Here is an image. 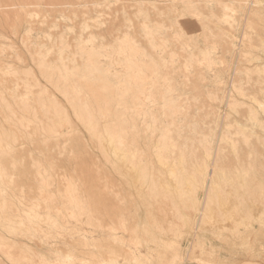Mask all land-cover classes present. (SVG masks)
Listing matches in <instances>:
<instances>
[{"label": "rangeland", "instance_id": "374dc122", "mask_svg": "<svg viewBox=\"0 0 264 264\" xmlns=\"http://www.w3.org/2000/svg\"><path fill=\"white\" fill-rule=\"evenodd\" d=\"M186 1L187 0H183V1H181V0H0V93H1V95L5 96V98L3 96H0L1 99L4 98V99H2V102L5 101L4 104H2L1 99H0V103H1L0 104V121H1L0 123H2V124H0L1 125L0 126V128H1L0 132L5 131L7 129V127H8V130L13 129L12 132L17 130L18 128L20 129V130L19 129L17 130L19 133L17 131L14 132L15 135L16 134L19 135V136L16 135L18 137V138H16V140L19 139V140H17L18 142L16 143V140H15V143L12 142V145H13V143H14V145L15 144L17 145L16 147L12 146L13 149L11 150V152L15 151V153H14L15 157L11 156V155H13V152L12 153L9 152V155L6 154L9 157H7L4 154L5 157H4V159H2L3 156L0 153V155H1L0 158L2 157L1 158L2 160L1 159L0 160L7 167L6 172H7V170H9V172H7V174L9 173L8 174L9 176L13 174L12 176L16 177V178L14 177L15 180L12 177L10 182H9V180H10L9 176L8 177L7 176L6 177L5 176L0 177V179L3 178L2 180H0V183H3V184H0L1 185L0 187H4L1 189H3L4 192L6 191V193L2 192L3 193L2 196L6 195V196H3L4 198L0 194V198H1L0 199V206H1V202H3L4 200H5L4 203H6V201H8V200H9L8 202L11 201L10 204L8 203V205H10V211H11V213H13L12 215H14L15 217L20 216L25 221V225L27 227H24V228H27V229H25L27 232H25L23 227H22V229H23L22 231L27 233L26 235L28 236V237L25 236V233H23L22 231L17 230V228H15V226H14V228L17 231H19V233H16V231H14L13 229L12 230L17 235L16 234L14 235L13 234L14 232L11 229L10 230L12 231V233L9 232L10 230L7 227L3 228V226H0L3 229L2 230L0 228L2 230V231L0 230L1 231L0 232L1 238L3 237L2 238L3 242L0 241V243L3 246L5 245V248L3 247L4 250H3V248H1L2 246L0 245V264H73V263L74 264H79V263L85 264V263H87V261L90 262V264H95V263L97 264L98 262H101L102 264H113V262H114V264H131V260H130V257H129L128 252H127L129 249L135 248L137 246L138 248L136 251L140 252V254L139 253L138 254L141 257H145L147 254V248L148 247H146L144 242L139 243L136 240L137 238L140 241H142V240L145 241L148 239L149 240H151V239L156 240L157 239V241H158V240H161L160 238H162L163 236H164V238H162V239H167V238L172 239L173 238L172 234L170 236V234H168V233H167L168 235L167 234L165 235V233H164L162 236V233L165 231L167 232V229L169 228L168 224L171 222L169 220H172V222L174 223V224H172V226L175 225V223H176V224L180 225V226H178V229H179V227L180 228L182 227L181 230H179V231H178V229H176L177 232H179V233L182 231L180 233L181 235H179V233H177L175 236L180 241V249H182V251H183V255H182L183 261L181 260L179 262V264H185L186 262L189 264H247V263L248 264H264V237H263L264 236V224L262 226V221L264 220V208H263L264 207V201L262 199H260L261 197L262 198L264 197V194L261 195V193L264 192V187H262V186H264V182L260 181L261 179L264 180V178L262 176L264 173V167H263L264 166V149H263L264 147L261 146V145H263L264 139H262V141H263V142L261 141L262 143L259 142L261 137L264 138V130L262 131V129L264 128V126H263L264 124H262V123H264L263 122L264 121V107H263V105H264L263 104L264 103V94H263L264 91H262V94H261L263 96L259 95V97H257V95L261 93L259 91L264 89V83H263V81H264V76H263L264 75V50L260 49L259 51H255L253 49H250L251 46H249L248 49H241V47L239 46V43H237V42H236L237 46H235V48H234L233 46H231L232 41L227 39L228 37H223L222 34L218 33L221 31L223 33L229 32V33H233L238 38H241L240 36H242L241 34H243L244 29L241 26V23L243 24V22H244L243 16H244L245 12H237L236 11V9L239 10L240 6L234 0H191L192 5H188V4H190L189 0H188V2H186ZM210 1H212V2H210ZM238 1H243V0H238ZM142 2L144 5L142 4ZM144 2H146V4ZM263 2H264V0H263ZM223 6H228V8L225 9L226 11H224ZM261 9L264 13V5H263V7H261ZM194 11L196 13L198 12L197 14H199V16L197 14H196L197 15L196 16ZM225 13H226V15H225ZM213 15L217 16L218 18L217 17L214 18ZM222 16L224 17L225 20L222 19L223 18ZM212 17H213V19H212ZM128 19H130L131 21H129ZM130 22H132L133 24ZM232 23H234L235 25ZM229 24L231 25V27ZM232 26H233V28H232ZM235 26H236V28L238 26H241L242 28L238 27L240 30L235 29L234 28ZM131 27H133V28H131ZM233 29H234L235 33L232 31ZM154 31H156V32H154ZM157 31H158V33H157ZM236 32H237V34H236ZM31 33H33V34L30 35ZM246 33H248L251 37H253V40H252L253 46H259L258 42L260 43V41H258L259 40L258 37L254 36V34H258L260 37L264 38V29L260 25L258 26L257 24H253L252 26L247 27ZM152 34H154V35H152ZM124 35H129L130 37L132 36L131 38L134 37L133 39L134 40L136 39L135 42L137 43V45L138 46L141 45L140 48L142 47L143 50L147 51V55L149 57L143 56L144 58L142 59L143 54H140V57H138V58L141 61V65L137 69L138 72L135 71V73H134L133 71L135 69L133 71H131L130 78H133V79H131V82L130 81H129V83L125 82V83H122V87L119 86V87H121L119 89H122L123 86L126 85V87L128 88L127 92L123 89L122 90H116L117 88L116 89L114 88L113 96H115V94H116V96L114 98L111 97L114 100L112 101V99H111V102H110V101H108V100H110V97H108V96H109V94L111 95V93L109 92L110 90L107 92L108 89L103 88L104 90H106L107 93L104 90H102V87H104V85H106V83L104 84V82H106V79H103L102 82H100V80H101L100 77H102L104 74H100L102 76L98 75L99 77H97V80L100 78V80H98L100 82V84H99L98 81L95 80L96 79L95 76H97V75H93V79L95 78L94 80H90L88 78H87V80H84V79H86L85 77L88 76V74L85 72V70L87 71V69H88L87 66L89 64H87V63H90L91 66H93L92 64H95V63H97V64L101 63L100 66H102V65L104 66V67L102 66L101 68H103L105 70L111 69V70H115V71H120L121 68L123 69V67L122 66L119 67V65H115V67L110 68V64L112 65L113 61L117 62L121 59V57H119V55H118V49H119L118 47L121 48V46H124L121 44L123 38L125 37ZM95 37H96V39H95ZM191 37H192V40L190 39ZM254 37H256V38H254ZM206 38L208 40L209 39L210 40L208 41ZM149 40H151V41H149ZM93 41L95 43H93ZM157 41L159 44L157 43ZM193 41H195V43ZM170 42H171V44H170ZM118 43H120V44H118ZM206 43H208L209 45ZM191 44L194 47L193 46L191 47ZM211 44H213V45H211ZM185 45L187 46L186 48H185ZM216 45H217V47H216ZM261 47L264 48V45H262ZM182 48H184V49H182ZM195 48H197V49H195ZM89 50L90 51L95 50V51H98V53L100 52L102 55L100 53H99V55L101 56L102 59L100 58V56L95 57V58L90 57L91 59H89L90 55L89 54L85 55L83 52V51H86V53H89L90 52ZM115 50H117V51L115 52ZM245 51L249 54H243ZM112 52H113V54H112ZM108 53L112 54V58H110L111 54H110V56H108ZM211 54H212V56H211ZM95 59L96 60L98 59L97 61L98 62L100 61V62L99 63L95 62L96 61ZM139 60H138V62L140 63ZM85 61H86V64H85ZM87 61H91V62H87ZM142 62H143V64H142ZM152 63L155 64L158 69L156 67H155L156 68L155 69L152 66ZM158 64H159V66H158ZM213 64H214V66H213ZM66 66H68L69 68ZM84 66L87 69H85ZM150 66H151V68H150ZM61 67H63V68H61ZM67 68L69 69V71ZM60 69H61V72H60ZM79 69H81V70H79ZM82 69L84 71H82ZM75 70H78V72H81V73L83 72V75L81 73L75 72ZM123 70H125V69H123ZM157 70H158V72H157ZM148 71H150V72H148ZM64 72L69 73V75L68 74L66 75ZM84 72L87 76L86 75L84 76ZM70 73H71V75H70ZM146 73L147 74L149 73V74L147 75ZM136 74L137 75L139 74V75L136 76ZM89 75H90V73H89ZM143 75H145V76H143ZM59 76H60V78H59ZM61 76H62V78H61ZM134 76L137 78H135ZM78 77H80V78H78ZM110 77H111V79H113L112 78L113 74ZM145 77H147V78H145ZM233 77L235 80L233 79ZM248 77H249V79H248ZM66 78L67 79L70 78L69 79L70 83L67 81ZM89 78L92 79V77H89ZM142 78L143 79L145 78L144 81ZM57 79H58V81H57ZM73 79H74V81H73ZM136 79H139V80H136ZM140 79H142V80H140ZM164 79H166V80H164ZM60 80H61V82H59ZM79 80L83 81V82L80 83ZM135 80H136V82H135ZM154 80H155V82H154ZM169 80H170V82H169ZM139 81H141V83ZM26 82H28V83H26ZM55 82H56V84H55ZM93 82H94V84H92ZM115 82L116 81H113V84L111 83V85H114V84L117 85V83H115ZM137 82H139V84ZM146 82H148V83L146 84ZM257 82H258V84H257ZM127 83H128V85H127ZM154 83H156V85ZM64 84L66 86H63ZM72 84H74L75 88L76 87H78V89L81 88L79 91L81 94L83 93L82 98L86 97L84 99L89 103V105L93 103L92 104L93 106L90 105V107L92 106L91 108L94 109V112L97 111L99 108L102 109V107H106V106H104L106 103H109V102L114 103L115 101H116L115 103H118L119 102L118 100H120L119 104H121V102L125 103V105H122L123 107L121 105L119 107L118 106L116 107L117 108L116 110H118V111H121V110L123 111L125 109L124 107H127L126 104H128V105H129V103L132 104V102H134V101L146 102L147 106L145 108H147L148 110L150 109V111L153 114L155 112L156 118L158 120L155 118V115H153V116L158 121V123H157L158 129H157V131L155 130L152 132V134L154 135V137H152L153 135L151 136V130L149 132L147 128H145V129L143 128L144 126H146V123L144 125V124H142V123H144L143 120H141V122L139 121L138 126H140L139 128H141V130L139 129L137 134H139V137H142V138H139V139L137 138V141H139L141 139V141H139L137 144H138L139 150H141L143 147V149L141 151L142 153H143V151H145L148 148V151L146 150L147 155L145 153H143L144 155L143 154L142 155L144 157L143 156H141V157L145 158V162H147V160H148V158L146 156L150 157L151 164H152V160H153L154 166L152 165V167H150L151 165H148V164H150V160H148V162H147L148 164L143 162L144 161L143 158H141L142 162H143V163L141 162L142 163L141 164L139 162L138 158H136V156H133L134 158L131 156L132 159L130 157H128V158H130V160L128 161V162H130V164H128V167H125V166H127V164L125 166H122L125 163V162L123 163V160H122V162H120V166H119L118 165L119 164L118 159H117V161H115V159L113 157V159H112L113 162L115 161L116 164L118 163L117 164L118 166L115 163H113V164H115L114 167L117 166L121 169L125 168L124 173L126 172L127 176L128 175L129 176L126 178V176L121 175L119 168H116L119 170L117 172V170L114 169L113 165L111 166L112 160H110V159L108 160L107 158H104V156L106 157V154H104L103 149L101 147L97 146V144L99 145V143L96 144V141H98V139L95 140L96 137L94 136V134L87 131L88 130L87 126H86L87 130L85 129V122H83V124H82L83 117L78 115L77 112L75 111V108L77 110H78V108L74 106L75 105V103L73 102L74 100L71 98V96L69 97L66 95L68 93L67 92L68 90L67 91H65V90L68 89L69 86L72 87L73 86ZM98 84L101 86L100 87L101 90H98V89H100ZM129 84H131L133 87L129 88L128 87ZM143 85H145L146 87L145 86L143 87ZM59 86H61V87H59ZM134 86H136V87H134ZM139 86L141 88H143V90L145 89V93H148L149 90H150L149 94L153 93L154 97L151 98L152 100L151 99L150 100L149 99L148 100L147 99L141 100L140 98L139 99L134 98L135 95H139L140 93H144V91L139 92V89H135V88H140ZM235 86L239 92L235 89ZM65 87H66V89H65ZM242 87H243V89H241ZM95 89L97 90V92L95 91ZM168 89H171V91H169ZM167 90L169 92H171V94L173 95V100H176V101H174L175 102L174 106H171L169 102H168L169 104L167 106L165 105V102H167V99L165 100L164 95H166L168 93ZM240 90H247L246 91L247 96H245V93L243 95V93H241ZM69 91H71V89H69ZM89 91H90V93H88ZM123 91H125L126 93ZM62 92L65 94H63ZM122 92L124 94H127L128 98L127 97L126 98H120L119 96H117L118 93L123 94ZM133 92L134 93L136 92V93L134 94ZM253 92H255V93L253 96H251L253 94ZM69 93H72V91ZM69 93H68V95H69ZM101 93L103 95L106 93L105 95L106 96L108 95L107 98L105 95L104 96L101 95ZM41 94H43V95H41ZM95 94H99L97 96L101 95V98L105 97V100L104 99H102L101 101L98 100V102H99L98 103L97 99H101V98L97 97ZM16 95H17V97H19L21 99V101H22V99H24V97H26L28 99L26 100V98H25L23 100L24 103L21 102L19 98L14 100L16 98ZM38 95H40V96H38ZM94 95H95V97H94ZM249 95L251 96V98L253 97V99H256V102H255V100L250 99ZM41 96H44L45 98L44 97L42 98ZM92 96L94 97V99ZM255 96L257 98H255ZM38 97H40V98L38 99ZM117 97H118V99H117ZM12 98H13L14 103H12L13 102ZM44 99H48L49 101L44 100ZM92 99H93V101H92ZM247 99H250V100H247ZM258 99L261 101L263 100L262 101L263 103L259 104L261 101H259ZM17 100H19V101H17ZM155 100H156V102H155ZM70 101L74 104H72ZM125 101L126 102L128 101V102L126 103ZM258 101H259V103H258ZM15 102H16V104H15ZM25 102H26V104H25ZM43 102L46 105L43 106V104H44ZM48 102H50V103H48ZM100 102L101 103L103 102V106H101L102 104H100ZM6 103L10 104V105L9 104L8 105L11 107V109L13 108V111L16 112V115L18 113V115L16 117V118L20 117L18 124H20L21 123L20 121H22V126L25 128L28 124H30L27 126V129H24L21 126L17 128L16 127L17 123L13 124L15 122L10 121L9 120L10 118H6L7 115L5 113L8 110H6V111L4 110L6 106L5 107L1 106V105H5ZM21 103L25 104V106L32 103L31 107L37 108L35 110L37 112H39L38 113L39 118L36 117L37 119L35 120L34 116L31 117L29 112H28L29 114L27 112H26L27 114L24 112L25 116L27 115L26 117H31V120H30V118L27 119L24 116L23 112L20 113V110H22V109H23V111L26 110L24 105H21L22 107L20 106ZM35 103H38V107H37V104H35ZM52 103H55V104L52 105ZM11 105H13V106H11ZM14 105L15 106L18 105V106L15 107ZM33 105H34V107H33ZM54 105L55 106L58 105L59 107L58 106L55 107ZM96 105L99 106V108H97ZM45 106L47 109L45 108ZM48 106L50 109L52 108V110L48 109ZM108 107H110V106H108ZM178 107L180 108L181 113H178L176 115L170 114V116L165 113V108H168L171 113H174V109L178 108ZM16 108H17V111L14 110ZM18 108H22V109H19V111H18ZM60 108L62 109V111L59 113L60 114L62 112L64 113L63 110H65V114L67 115L66 116L62 113L63 117L66 116L65 118H63V117L61 118L62 121H63V119H64V121H65V119L67 121L69 119L70 122L68 121V124L70 123L69 124V126L71 125L70 127L65 125L66 122L64 125H63L64 122L63 123L61 122V119H60L61 115L57 114L58 112H56ZM113 108H115V107L113 106L110 109L113 110ZM105 109L103 108V110H105ZM54 110H56L55 111L56 113L54 112ZM73 110H74V112H73ZM254 111H256V114ZM252 112H254V113H252ZM8 113L9 112H7V114ZM164 114H166V115H164ZM253 114L256 115L255 120H254ZM102 116L103 115H101V116L98 115L99 118H101ZM250 116H253V117L251 118ZM257 116H259V117H257ZM22 117H25V119ZM98 117H97V119H99ZM107 117L105 115V118L103 116L101 119L102 120L103 119H109L111 117L116 118V116H109V118H107ZM135 117H137V116H134V118ZM32 118H33V120H32ZM81 118H82V120H80ZM178 118H180V119L175 120ZM250 118L255 122V124L257 123L256 121H258L257 120L258 118L260 120V121H258V123L259 122L261 123V121H262V123L261 124L259 123L260 126L257 125L258 123L255 125L254 122H252V120ZM21 119H23V120H21ZM26 119L28 122L27 121H25L26 123L23 122ZM51 119L54 121H52ZM135 119L140 120L141 117L139 116ZM146 119L148 120L149 117L147 116ZM6 120L10 121L12 124L7 123ZM29 120H30V123H29ZM56 120H58V122ZM147 120H146V122H147ZM249 120H250V122H249ZM32 121H34V122H32ZM55 121L57 124L55 123ZM149 121L150 120H148V122ZM4 122H5V124H4ZM31 122L33 123V125ZM50 122H51V124H53L52 122H54L53 126L55 125L56 126L55 129L59 131V133L56 131L58 133L57 134L54 130V132L58 136V140H57L56 136H54L55 134L52 135L53 134L52 130L54 129L53 126L51 125L52 128L50 127L52 130L47 128V127H49ZM174 123H176V125ZM41 124H44V125H41ZM136 124H138V122H136ZM228 124H230V125H228ZM238 124H241L243 126L240 127L241 125H238ZM13 125L16 128H14ZM170 125H175V126L180 127V128L182 127V130L180 132H175L174 134L178 135V133H179L181 135L182 138L180 139L181 140L180 142L182 145L186 146L185 159L187 157L191 162L194 163L193 164L188 159H186V161L184 163V164L187 163V165L185 166L186 168H183L184 165H181L182 163L180 164V162L179 163L177 162V161H179L178 156L180 157V152L178 150L173 149L174 152L172 150L168 151L170 153V154H167V158L169 155V160L167 159L168 161H166L165 158H162L160 156L158 157V160H159V158L161 159L160 161H162L161 165L163 167L161 165H159L160 161H158V160L156 161V159H155L156 158L155 154H157L159 152V154H157V156H158L161 154L160 151L161 152L163 151L164 153L163 152L162 153L166 155L167 151L165 152L164 150H161V149H160V151L157 149L158 150L157 151L156 147H154V145L153 146H151V145L153 143H155V141H156L155 146L157 145V143H159L161 145V142H162L161 141V138H162L161 134H164V132L168 129V126H170ZM231 125L233 126V127H231L232 129L230 127L228 128V126H231ZM9 126L10 127L12 126V128H9ZM37 126L38 127L45 126L47 128L46 129L44 127L48 132L45 130V133H44V131H43L45 137L43 136V138H42L40 136L43 133L39 132V128H37ZM255 126H257V127H255ZM261 126H262V129H261ZM245 127H247V128H245ZM3 128H6V129L4 130ZM227 128L231 129V130L228 131ZM257 128L259 129L258 131H257ZM70 129H71V131H70ZM245 129H250L251 131L250 130L246 131ZM8 130H6L7 132L6 131L5 132L10 134V131L8 132ZM243 130H245V131H243ZM49 131L52 132V134H51L52 136L49 135L50 134ZM252 131L256 135H259V134L260 135L258 137L255 136L254 134L251 135ZM61 132H62V134H61ZM22 133H23V135H22ZM66 133H67V135L65 136ZM247 133H249V134H247ZM60 134L63 136H61ZM225 134L228 136H226ZM38 135L40 137H38ZM177 135L174 137H177ZM245 135H246V138H245ZM250 135H251V137H250ZM253 135H254V137H253ZM49 136H51L50 138L52 141L49 140ZM150 136H151V138H150ZM232 136H233L234 145H233V141H231V143H229V141H228V140H230L229 139L230 137L232 138ZM242 136H244V137H242ZM248 136H249V139H248L249 141L247 140ZM26 137H28V138L32 137V139H28ZM130 137L132 138L131 135L129 136V138ZM227 137H229V138L226 139ZM255 137H257V138L255 139ZM47 138L49 141L47 140ZM55 138H56V140H54ZM152 138H153V140H152ZM130 139H128V140H130ZM142 139L144 141H142ZM159 139H160V141H159ZM243 139L244 140L246 139L248 142L246 140L244 141ZM31 140H34L33 141L34 143ZM132 140L133 139H131V141ZM149 140H152L153 143H150L151 141H149ZM211 140H213V141H211ZM235 140L238 142H236ZM43 141H45V142H43ZM46 141H48V142H46ZM254 141H255V143H253ZM235 142H236V148H235ZM41 143H42V145H41ZM142 143L143 144L145 143L147 145L146 149H144L145 144L142 145ZM249 143H251L252 145L250 144V146H249ZM216 144L218 146H216ZM139 145H141V146L139 147ZM211 146H213V147L211 148ZM209 147L212 150L215 149V151H211V149ZM149 148H150V150H149ZM152 148H154V149H152ZM157 148H160V147H158V145H157ZM207 148L210 150L211 156L212 155L215 156L214 158L211 157L208 161H207V158H205V157H207V154H208V153H206V151L208 150ZM234 148H235L236 154H237V149H238L239 153L237 155H239V156H237L234 153ZM133 149H132V151H133ZM151 149L156 150V153H155V151H152ZM151 151H152V156H151ZM250 151H256L257 154L252 152L253 155L251 154L252 156H250L248 154V153H251ZM127 152H129V151H127ZM148 152L150 155L148 154ZM171 152L174 154L176 152V154H175L176 159H175V157H174V159L170 158L173 156V154H171ZM218 152H220V153H218ZM240 152H241V154H240ZM193 153H195V154H193ZM163 154H161V156H165ZM100 155H102V158ZM190 155L195 156L196 162L192 161V160H194V157L191 158L192 156H190ZM234 155H236L238 157V159ZM128 156H130V154ZM216 156L217 157L220 156L221 159H222V157H224V161L219 162V160L216 158ZM255 156H257L256 160L252 159V157L255 158ZM245 157L246 158L248 157L247 159L248 160L251 159V160L248 161ZM260 157H261V159H258ZM235 158L239 161V163H237V160H235ZM14 159H16L18 162ZM163 159H164V161L169 162V163H165L166 165L168 164L167 167L165 166ZM171 159H172V161H171ZM213 159H217L219 162L218 164H220L221 167L224 163L222 168L227 169L228 172H233V177H232V174H230V176L233 178V182H235V184H237L236 185L237 187L235 186V188H237V191L242 190L239 193L237 192L238 194H240V197L238 194L231 195L230 197L228 195H227L228 196L227 197L226 194H224V197H223L222 193H221V195L219 194L220 196L218 195L217 197H215L216 200L214 201V203L212 202L213 200L211 201L212 204L214 205L216 201H220L222 199L220 202L215 204V205H218L216 207H215V205L213 206L212 204H210V202H207L205 194L203 196L202 190H204V189H202V188L198 189L196 187V186H198V183H199V185H202L201 182H204L205 180L210 182V180L212 179L211 175L209 176L211 178L210 179V178H208V176H204V175H207L206 173L205 174H202V173L208 172V175H209L210 174L209 172H212V170L209 171L210 169H212L209 167H210V165H213V164H211L212 163L211 161ZM221 159H220V161H222ZM137 160H138V162H137ZM198 160L199 161L206 160L207 162H209L211 160L210 161L211 163L210 164L208 163V166H206L207 164L203 165L202 162L198 163ZM253 160H254V162H253ZM13 161H16V163L14 162L15 166L13 165ZM35 161L40 163V164L39 163L37 164L38 168L34 164ZM251 161H252L254 166H256V164L259 166L254 167L252 164H250ZM135 162H137V163H135ZM174 162H176V163H174ZM242 162H244V163H242ZM262 162H263V164H261ZM169 164H172L173 166L169 165ZM179 164L182 167H180ZM191 164H193V165H191ZM196 164L200 167L197 168ZM236 164L239 165L238 168L236 167ZM243 164H248V165H244V166L245 167L250 166L251 169L248 167L247 171H245L247 167L244 168ZM40 165H41V167H40ZM129 165L130 166L132 165V167L130 168ZM176 165H177V167L178 166L179 167L177 168ZM195 165H196V167H195ZM137 166L141 169H139ZM140 166H142V167H140ZM143 166L146 167L147 170H149V172H150V170L152 171V168L154 167L153 171H152V172H154V174H152V177H153L152 179H154V183L150 181V178H148L149 177L148 175H150L151 173L149 174L148 172H146L147 170ZM148 166L151 169L148 168ZM203 166L207 167V168L205 167L204 170L205 169L208 170V168H209V170L204 171ZM241 166L243 169L240 168ZM252 166L256 169L254 170V168ZM12 167H14V168H12ZM48 167H51L50 171L48 170ZM126 168H129V169L126 170ZM193 168H196V169H194V172H193ZM200 168H202L203 172ZM261 168L263 171L261 170ZM51 169H53V170H51ZM130 169H135L138 172L135 170H134L135 172L131 171ZM168 169H169V171H170V169H172L173 172L171 171V173L173 175L171 174V176L173 177V179L171 176L169 177L170 172L165 171ZM181 169H182V171L183 170L184 171L182 172ZM198 169H200V170H198ZM232 169H233V171H231ZM241 169L242 170L245 169V170L242 171ZM44 170H46V171L44 172ZM186 170H188V171H186ZM248 170H251V172H252V170H254V172L258 171L257 174H260L261 176L259 177V175L257 176V175H255V173L253 174L251 172L247 174ZM127 171H129V172H127ZM140 171H141V173H140ZM175 171L177 172L178 176H176L177 174ZM47 172H48V175L45 174ZM144 172H146V173L144 174ZM165 172H167L166 173L167 175L165 174ZM180 172H182L183 175H185L187 173L188 174L183 176ZM199 172L200 173L202 172L201 174L203 175V177L201 176V174ZM240 172H242V173L239 176V180H241V182L243 180V182H244V180L246 179L245 183L242 182L243 184L239 181L240 184H242V185L245 184L248 187L247 184L251 183V186H253L252 184H254V181H256V179H257V183H259V185L255 182V185H254V187L256 186L255 189L252 188L251 186H250L251 188L249 187V189H250V191L254 189L253 191H255V193L253 191H251V194L253 193L254 196L255 195H257V196L261 195L260 197L256 196L257 200H259V202H257L256 199H255L256 201L254 199H252L255 197L254 196L251 197V194H249V193L248 194L250 196L246 193L248 196V197H246L245 192H243V188L245 187V185L243 187L241 186L242 189H240L241 188L239 186L240 184L237 183L238 180L235 179V177H237ZM244 172H246V173H244ZM51 173H52V176H49V174L51 175ZM122 173H123V171H122ZM126 173H125V175H126ZM147 173H148V175H146ZM156 173L158 176H156ZM158 173L161 175H159ZM191 173H193L194 176H196L195 178L198 179L197 182L195 181V178L193 179L194 176L192 177L193 174H191ZM14 174H16V175H14ZM44 174L46 176H45L44 180H42L43 183H41L40 179L43 178ZM137 174H140V177L139 176L136 177ZM141 174L143 175V177L141 176ZM189 174H191V177H189L190 176ZM234 174L236 176H234ZM130 175H131V177L133 176L132 177V179L134 178L133 181H131L132 179H131ZM144 175H146L147 177ZM243 175L245 177L246 176L247 177L244 179ZM248 175H250V176H248ZM160 176H163V179ZM180 176H183V177L188 176L187 179H189V181H187L186 178H183V177H182V180H180V178H181ZM242 176H243V179H241ZM254 176L258 177L259 179L256 177L254 179ZM167 177L171 178L172 182L174 181V179L176 180V177H178L179 178L178 181L177 180L174 181L175 184L179 183V181H180L179 184L184 187V185L187 183L186 185L188 187L191 186L192 189L190 190L188 187H187L188 188L187 189L186 185H185V187H184V188H186L185 190L189 192V191H192L194 189L193 191H195V192L194 193L193 192L192 193L186 192L187 194L184 195V197L179 198L178 196L180 194H178V193H180V191H181L180 190L181 186L179 185L180 186L179 187L177 184V186H178L177 189L179 188V190L177 192L176 191L177 189L174 188L176 186H174V185L169 186L172 182L169 181V178L167 180ZM250 177H253L252 179H254V180L252 181ZM4 178L5 179L7 178L9 180H7V179L5 180ZM190 178H192V179H190ZM202 178L205 180H203ZM207 178L210 180H208ZM135 179L137 181H135ZM164 179L166 181H162ZM201 179L203 181H201ZM74 180L76 181V183ZM142 180H143V182H142ZM184 180H185V182L187 181L185 184H184ZM190 180L191 181L194 180L195 181L194 183H196L197 185L194 184L193 181L191 182ZM221 180H223L222 177H221ZM234 180H236L237 182ZM67 181H68V184H70L69 182H72L75 185L76 192L78 193V194L76 193L75 197H77V198L79 197L78 198V199H80L79 202H82L83 206L87 207V211L85 210L86 215L83 213L84 216H83V214H82V216H80L81 219L79 218V223H77L78 221L75 222L74 220L69 218V216H68L69 213L67 210H63L64 211L63 213L61 211L60 216H59L60 211H57L55 209L56 210L55 212H59L58 215H57V213L54 212L55 206L58 205L59 208L57 206V209H61L63 207H66L69 204L68 203L69 200H66V198L67 199L69 198L66 196V195H68V193H67L68 184L66 183ZM139 181H141L142 183L141 182L139 183ZM147 181H148V184L146 183ZM182 181H183V183H182ZM250 181H252V182H250ZM258 181H260V182H258ZM5 182H7L8 184ZM163 182L164 183L166 182L169 185H167L165 183L166 187L164 188L162 185H160V183L164 184ZM188 182L192 183V184L191 185L189 184L190 185L189 186ZM246 182H247V184H246ZM44 183H46V184H44ZM48 183H49V186H48ZM261 183H263V184L260 186ZM13 184H15V185H13ZM135 185H137V186H135ZM150 185H151V187L153 186V189L149 188ZM39 186H40V188L43 187L42 189L46 188V189L50 190L49 193L51 195H49V198L51 196H54V197H51L53 199L50 198L51 201L47 202L45 200L46 199L44 197L45 195L42 196L43 193H42V191L40 192V190H42V189H40ZM134 186H135V188H134ZM167 186L170 187L171 190L174 189L176 192L175 194H178V196L174 195V194H173L174 195L173 196L172 193H170L171 190L170 191L167 190ZM154 187H156L157 190ZM162 187H163V191H164V189L167 190V193H165L166 190L164 192L161 191ZM7 188H9V190ZM158 188H160L159 192L164 193V196L159 194ZM221 188H224V186H221ZM238 188L240 190H238ZM11 189H12V191H11ZM150 189L152 192L155 193V191H156V193L158 194V195H156V194L154 195V199H152L153 194L150 191ZM259 189H261V190H259ZM22 190L24 192H22ZM38 191H39V193H38ZM168 191H169V194H168ZM182 191H184V189H182ZM198 191H199V194L197 193ZM172 192H174V191L172 190ZM141 193H142V196H141ZM195 193H197L196 195H199L198 199H201L199 201L204 200L200 204L202 207L200 205L196 206V203H198V202H196V199L194 196ZM8 194H10L11 197H9ZM236 195L239 197L238 198L239 200L243 199L245 201H248V200H246L247 198L249 199L250 202H252L250 199L254 200L253 203H255L254 206L256 209H252L253 210V211L251 210L252 213L250 212L249 207H250V205H252L251 207L253 208V204L251 203L249 205V207H247L245 210V207L248 206L249 202L247 203L244 201V203H243V200H242V203H241V201H240V204H242V205H240V208L241 207L244 208V212L248 211L247 214L250 216H248L246 214V212L245 213L242 212L243 210L242 211L237 210L236 204L238 205L239 202L235 201V199L237 198ZM242 195L245 196V199ZM146 196L148 199L150 198V200L144 199V198H146ZM165 196H167L168 198L171 197V199H168ZM180 196H182V195H180ZM5 197L7 200L5 199ZM41 197H43V198L41 199ZM220 197H221V199H219ZM225 197L230 198V201H231L230 203L233 202L231 199L236 197L234 199V202H233V205L236 202V204L234 206L235 208L233 207V205L228 204L230 207V210L232 209L231 212L228 211V209H229L228 205H224V203L227 204L226 202H228V200L227 201L225 200ZM231 197H233V198H231ZM241 197H242V199H241ZM182 198H183V200H181ZM223 198H224V201H226L224 203H223ZM38 199H41L40 203L42 205L39 203ZM43 199H44V202L42 201ZM179 199H180V201H179ZM64 200H65V202H64ZM172 200H173V202H171ZM176 200L178 201V203L174 202ZM23 201H25L26 203ZM32 201L34 203H32ZM181 201H183V202H181ZM18 202H19V204H18ZM63 202L65 204L66 203L67 204L62 207V205H64ZM154 202L158 203V204H155ZM36 203H38L37 205H39V207L36 206ZM170 203H175L176 205L183 203V205H180L181 207L185 206L186 204L187 205H186V207H184V209H182L181 214L178 213L179 217H178L177 213H176L177 217H175L176 216L175 212H172V210L170 209V207H171ZM184 203H186V204H184ZM220 203H222L224 205V207L226 206L228 208L227 209H226V207H225V209L222 208L223 206H222V204L220 205ZM246 203H247V205H245ZM14 204H15V206H13ZM243 204L245 205V207H243ZM166 205H168L169 207L168 206L166 207ZM208 205H210V206L212 205L211 207H215L216 210L219 211V213H217V211L215 213L214 208L212 209L213 211H209V210H211V207ZM156 206H157V208H156ZM7 207L9 208V206H7ZM15 207L17 210H15ZM31 207H34V208H32V210L36 211V212L34 211L36 213V215H34L35 214L34 212L32 214ZM68 207H69V205L67 206V208ZM208 207H210V208H208ZM238 207H239V205H238ZM12 208H13L14 212H13ZM35 208L36 209L39 208L40 210L39 209L36 210ZM50 208H52V209H50ZM199 208L200 209L202 208L201 211H198ZM44 209H46L47 211ZM48 209H50V210H48ZM221 209H222V211H221ZM223 209L225 211L227 210V212H230V214L227 212H225V213H227V214H225L223 212L224 211ZM235 209H236V211H239L242 215H245V217L242 216L239 212H236ZM10 211H9V213H10ZM47 212H49V213H47ZM25 213L27 214L28 217L26 215H24ZM37 213L39 214V216L37 215ZM75 213L80 214L82 212L75 210ZM231 213H232V215H231ZM29 214H30V216H29ZM54 215H56V216H54ZM64 215H66V216H64ZM42 216H43V218H39ZM45 216L47 219L45 218ZM57 216H59V217L57 218ZM223 216H224V218H223ZM226 216H227V219H226ZM232 216H233V218H232ZM251 216H252V218H251ZM32 217H34V219ZM92 217L94 220L92 219ZM27 218H29L28 220L32 219V224L34 225L33 228L31 227V225H32L31 221L29 222L28 220H26ZM150 218H151V220H150ZM244 218L247 220H250L251 223L254 222V223H252V227L249 228L248 226L243 225L244 221H245ZM53 219L54 220L58 219L57 221H54L55 224L57 222V225H54L55 227L52 225V224H54L53 221H51ZM61 219H62V222H61ZM68 219H70V220H68ZM91 219L93 220V222ZM26 221L29 224L26 223ZM149 221L150 222L152 221L151 224H153L151 227L152 232H150V233L154 234V232L155 233L157 232L156 235L154 234L155 237L152 236L153 234L151 235L152 236L151 237V236H148L150 234L146 233V231L148 230L146 225H148L147 223ZM83 222H84V224H83ZM184 224H186V225H184ZM225 224L226 225L228 224V225L226 226ZM235 224L238 226H235ZM15 225H17L16 227L19 226V224H16V223H15ZM67 225H68V227H67ZM94 225H96L97 227H95ZM101 225L103 227H101ZM135 225H138V226H135ZM187 225H189L188 228H187ZM185 226H186V229L184 230ZM194 226H196V227L191 228ZM19 227L21 228V226H19ZM134 227H137V228H134ZM80 228H82V229H80ZM164 228H166V229H164ZM221 228H223V229H221ZM228 228H229V230H228ZM4 229H6L7 233L5 232ZM37 229H39L41 231V233H39V235H38L39 230H37ZM78 229L80 231H78ZM160 229H162V230H160ZM134 230H136V232ZM230 230H231V232H230ZM30 231H32L33 233H36V232L37 233L36 234L32 233L33 236H31V235H28L29 233L31 234ZM42 231H43V233H42ZM47 231L48 232L51 231L50 232L51 234L50 233L49 234L52 236H48L49 234ZM188 231L191 233H189ZM8 232L10 234H13V235H9ZM20 232H22V234H24V235L20 234ZM44 232L47 235H43V236H47L50 239L42 236V234H44ZM80 232L82 233L81 236L79 234ZM86 233H87V236H89V239H84L82 237ZM2 234L3 235L5 234L6 236H3ZM19 234L22 236H20ZM53 235H54V237H53ZM55 235H56V237H55ZM9 236L12 237L11 240H9L10 239ZM156 236H157V238H156ZM158 236H161V237L158 238ZM4 237L5 238L8 237V238L5 239ZM51 237H53V239H51ZM44 238L48 239V240L45 239L48 242H44ZM133 238L135 239V241H134L135 244H133V240H134ZM183 238H185V239L183 240ZM193 238H194L195 243L193 242ZM256 238H258V239H256ZM7 239H8V241H7ZM4 240H6V241H4ZM26 240H28V241H26ZM198 240H200V242ZM252 240H255V241H252ZM9 241L12 242V243H10V244H13L12 247L9 244ZM51 241H54V242L51 243ZM7 242H8V244H6ZM160 242L161 241H159V243ZM193 243L195 245H192ZM197 243L199 244V246ZM136 244H138V245H136ZM51 245H52V247H51ZM151 245H154L155 247L151 246ZM151 245L149 244V246L151 248H154V249L157 246L154 243L153 244L151 243ZM10 248H12V249H10ZM25 248H27V249L31 248L30 252L33 251L34 254L29 253L27 249H26L27 252L24 251ZM190 248L192 250H190ZM7 249L9 252L8 255H7ZM22 249H23V251H22ZM10 250L12 253L10 252ZM20 251L23 252L21 254V256H20V253H21ZM195 252H196V255H195L196 257L192 255V254H195ZM24 253H28L30 256L32 255L33 260L31 259L32 257H30V256L27 257L28 254H24ZM69 254L72 255V257H76V259H75L76 261L73 260L70 262V261H68V259L64 258V257L68 256ZM22 255L23 256L26 255V258L22 257ZM215 256L218 257L217 258V260L219 259L218 261H215V259H216ZM10 257H12V258H10ZM41 257H42V259H41ZM21 258H23V259H21ZM25 259H28V260H25ZM82 259L84 260V262ZM113 259L115 261H113ZM81 260H82V262H81Z\"/></svg>", "mask_w": 264, "mask_h": 264}, {"label": "bare ground", "instance_id": "6f19581e", "mask_svg": "<svg viewBox=\"0 0 264 264\" xmlns=\"http://www.w3.org/2000/svg\"><path fill=\"white\" fill-rule=\"evenodd\" d=\"M181 1H183V0H181ZM234 1H235L237 4H239V6H240L239 10L236 9V11H237V12H245V14L243 13V14H244V16H243V17H244V18H243V19H244V22H243V24L241 23V26L243 27V29H244L245 31L243 30V34H241L242 36H240L241 38H238L236 35H234L233 33H229V32H228V33H227V32H226V33H225V32L223 33V32L221 31V32H218V33L222 34L223 37H228L227 39H229L230 41H232V42H231V46H233L234 48H235V46H237V45H236V42H237V43H239V46L241 47V49H248V47L251 46L250 49H253V50H255V51H259L260 49L264 50V48L261 47L262 45H264V40H263L264 38L260 37L258 34H254V36L258 37V39H259L258 41H260V43L258 42V45H259V46H253V41H252V40H253V37H251L248 33H246V29H247V27L252 26L253 24H257L258 26L260 25V26L264 29V13H263V11H262V9H261V7H263V5H264V4H263V3H264L263 0H243V1L234 0ZM184 2H185V1H184ZM186 2H188V0H187ZM189 2H190V4H188V3H187V4H188V5H192V4H191V0H189ZM210 2H212V1H210ZM144 3L146 4V2H144ZM148 3H149V2H148ZM138 4H139V3H138ZM138 4H137V5H138ZM142 4H143V2H142ZM156 4H157V3H156ZM187 4H186V5H187ZM209 4H210V3H209ZM140 5H141V4H140ZM143 5H144V4H143ZM223 7H224V11H226L225 9L228 8V6H223ZM189 8H190V7H189ZM192 9H193V8H192ZM192 9H191V10H192ZM143 11H144V10H143ZM196 11H197V10H196ZM191 12H192V11H191ZM194 12H195V11H194ZM141 13H142V12H141ZM197 13H198V12H197ZM197 13L195 12V15H196ZM146 15H147V14H146ZM197 15L199 16V14H197ZM197 15H196V16H197ZM223 15H224V14H223ZM225 15H226V13H225ZM225 15H224V16H225ZM185 16H186V15H185ZM213 16H214V15H213ZM140 17H141V16H140ZM194 17H195V16H194ZM215 17H217V16H214V18H215ZM222 17H223V16H222ZM225 17H226V16H225ZM217 18H218V17H217ZM217 18H216V19H217ZM212 19H213V17H212ZM212 19H211V20H212ZM220 19H221V18H220ZM222 19H224V17H223ZM222 19H221V20H222ZM243 19H242V20H243ZM128 20L131 21L130 19H128ZM224 20H225V19H224ZM226 20H227V19H226ZM222 21H223V20H222ZM227 21H228V20H227ZM130 23H132V22H130ZM144 23H145V22H144ZM147 23H148V22H147ZM225 23H226V22H225ZM229 23H230V22H229ZM132 24H133V23H132ZM230 24H231V23H230ZM230 24H229V25H230ZM232 24H234V23H232ZM129 25H130V24H129ZM129 25H128V26H129ZM143 25H144V24H143ZM148 25H149V24H148ZM234 25H235V24H234ZM237 25H238V24H237ZM239 25H240V24H239ZM130 26H131V25H130ZM241 26H238V27L240 28ZM197 27H198V26H197ZM230 27H231V25H230ZM238 27L236 28V26H235L234 28H235V29H239ZM242 27H241V28H242ZM131 28H133V27H131ZM232 28H233V26H232ZM146 30H147V29H146ZM239 30H240V29H239ZM140 31H141V30H140ZM210 31H211V30H210ZM232 31L235 33L234 29H233ZM232 31H231V32H232ZM262 31H263V30H262ZM131 32H132V31H131ZM134 32H135V31H134ZM151 32H152V31H151ZM154 32H156V31H154ZM159 32H160V31H159ZM187 32H188V31H187ZM157 33H158V31H157ZM184 33H185V32H184ZM192 33H193V32H192ZM32 34H33V33H31L30 35H32ZM125 34H126V33H125ZM146 34H147V33H146ZM161 34H162V33H161ZM236 34H237V32H236ZM129 35H130V34H129ZM129 35H124L125 37L123 38L122 43H121V44L124 45V46H121V48L118 47V48H119V49H118V55H119V57H121V59L119 58V59H120L119 61H117V62H114V61H113L112 65L110 64V68H111V67H112V68L115 67V65H119V67L122 66L123 69H125V70H123V69L121 68V70H122L123 72H122L121 70H120V71H115V70H111V69H110V70H109V69H106V70H105V69L101 68V67L103 66V65L100 66L101 63H100V64H97V63L92 64L93 66H91L90 63H87V64H89V65L87 66L88 69L85 67L86 65L84 66L85 69H87V71L90 73V75H89V73L85 70V72L88 74V76H87V75L85 74V72H84V76H85V75L87 76V77H85L86 79H84V80H87V78L90 79V80H94V79L96 78L95 80H97V77H99L98 75H100V74H104L103 76L100 75V76H102L103 78L100 77L101 80H100V78H99L98 80H100V82H102L103 79H106V82L103 81L104 84L106 83V85H104V87H102V90H104V89H108L107 92L110 90L109 92L111 93V95H110V94H109V96L107 95L108 97H110V100H108V101H110V102H111V99L114 98V97L116 96V94H115V96H113V93H114L113 90H114V88H115V89L117 88L116 90H122V89H123V90H125V91L127 92V89H128V88L126 87V85L123 86L122 89H119V88L122 87V83H125V82H128V83H129V81L131 82V79H133V78H130V76H131L130 73H131V71H133L134 69H135V70H134L133 72L135 73V71H137L138 67H140V65H141V61H140L139 58H138V57H140V54H143V55H142V59H143L144 57L148 56V55H147V51L143 50L142 47L140 48L141 45H140V46L137 45V43L135 42L136 39L134 40V39H133L134 37L131 38L132 36L130 37ZM135 35H136V34H135ZM144 35H145V34H144ZM152 35H154V34H152ZM224 35H225V36H224ZM206 36H207V35H206ZM217 36H218V35H217ZM222 36H221V37H222ZM147 37H148V36H147ZM256 37H254V38H256ZM135 38H136V37H135ZM91 39H92V38H91ZM93 39H94V38H93ZM95 39H96V37H95ZM190 39L192 40V37H191ZM194 39H195V38H194ZM194 39H193V40H194ZM206 39H207V38H206ZM223 39H224V38H223ZM162 40H163V39H162ZM180 40H181V39H180ZM188 40H189V39H188ZM196 40H197V39H196ZM196 40H195V41H196ZM207 40H208V39H207ZM209 40H210V39H209ZM209 40H208V41H209ZM220 40H221V39H220ZM237 40H238V41H237ZM95 41H96V40H95ZM146 41H147V40H146ZM149 41H151V40H149ZM160 41H161V40H160ZM195 41H193V42L195 43ZM224 41H225V40H224ZM230 41H229V42H230ZM155 42H156V41H155ZM184 42H185V41H184ZM206 42H207V41H206ZM93 43H95V42L93 41ZM157 43H158V41H157ZM181 43H182V42H181ZM224 43H225V42H224ZM226 43H227V42H226ZM91 44H92V43H91ZM118 44H120V43H118ZM158 44H159V43H158ZM158 44H157V45H158ZM168 44H169V43H168ZM168 44H167V45H168ZM170 44H171V42H170ZM206 44H208V43H206ZM215 44H216V43H215ZM215 44H214V45H215ZM89 45H90V44H89ZM95 45H96V44H95ZM155 45H156V44H155ZM162 45H163V44H162ZM183 45H184V44H183ZM208 45H209V44H208ZM211 45H213V44H211ZM188 46H189V45H188ZM192 46H193V45L191 44V47H192ZM218 46H219V45H218ZM164 47H165V46H164ZM186 47H187V46L185 45V48H186ZM193 47H194V46H193ZM213 47H214V46H213ZM216 47H217V45H216ZM214 48H215V47H214ZM85 49H86V48H85ZM110 49H111V48H110ZM150 49H151V48H150ZM182 49H184V48H182ZM189 49H190V48H189ZM195 49H197V48H195ZM82 50H83V49H82ZM95 50H96V49H95ZM95 50H91V51L89 50V51H90L89 53H86V51H83V52H84L85 55H86V54H89V55H90V56H89V59H91L92 57L95 58V57H99V56H100V55H99L100 52L98 53V51H95ZM112 50H113V49H112ZM157 50H158V49H157ZM207 50H208V49H207ZM207 50H206V51H207ZM99 51H100V50H99ZM116 51H117V50H115V52H116ZM196 51H197V50H196ZM221 51H222V50H221ZM241 51H242V50H241ZM81 52H82V51H81ZM110 52H111V51H110ZM145 52H146V53H145ZM199 52H200V51H199ZM206 53H207V52H206ZM228 53H229V52H228ZM100 54H101V53H100ZM110 54H111V53H110ZM110 54L108 53V56H110ZM112 54H113V52H112ZM112 54H111V57H110V58H112ZM116 54H117V53H116ZM204 54H205V53H204ZM243 54H249V53H247V52L245 51ZM101 55H102V54H101ZM143 56H144V57H143ZM211 56H212V54H211ZM90 57H91V58H90ZM148 57H149V56H148ZM100 58H101V56H100ZM100 58H99V59H100ZM210 58H211V57H210ZM89 59H88V60H89ZM101 59H102V58H101ZM115 59H116V58H115ZM95 60H96V59H95ZM95 60H94V61H95ZM97 60H98V59H97ZM97 60H96L95 62H98ZM138 60L140 61V63L138 62ZM148 60H149V59H148ZM91 61H92V60H91ZM91 61H87V62H91ZM94 61H93V62H94ZM99 62H100V61H99ZM99 62H98V63H99ZM145 62H146V61H145ZM155 62H156V61H155ZM206 62H207V61H206ZM211 62H212V61H211ZM218 62H219V61H218ZM216 63H217V62H216ZM42 64H43V63H42ZM42 64H41V65H42ZM85 64H86V61H85ZM142 64H143V62H142ZM149 64H150V63H149ZM149 64H148V65H149ZM43 65H44V64H43ZM61 65H62V64H61ZM144 65H145V64H144ZM146 65H147V64H146ZM219 65H220V64H219ZM64 66H65V65H64ZM152 66H153L154 68H155V67L157 68V66H156L155 64H153V63H152ZM158 66H159V64H158ZM209 66H210V65H209ZM213 66H214V64H213ZM66 67H68V66H66ZM82 67H83V66H82ZM103 67H104V66H103ZM142 67H143V66H142ZM61 68H63V67H61ZM64 68H65V67H64ZM68 68H69V67H68ZM68 68H67V69H68ZM108 68H109V67H108ZM145 68H146V67H145ZM150 68H151V66H150ZM156 68H155V69H156ZM208 68H209V67H208ZM140 69H141V68H140ZM140 69H139V70H140ZM157 69H158V68H157ZM243 69H244V68H243ZM62 70H63V69H62ZM73 70H74V69H73ZM73 70H72V71H73ZM79 70H81V69H79ZM145 70H146V69H145ZM147 70H148V69H147ZM149 70H150V69H149ZM244 70H245V69H244ZM254 70H255V69H254ZM65 71H66V70H65ZM68 71H69V69H68ZM82 71H84V70L82 69ZM112 71H113V72H112ZM10 72H11V71H10ZM60 72H61V69H60ZM75 72H78V70H75ZM133 72H132V73H133ZM137 72H138V71H137ZM148 72H150V71H148ZM157 72H158V70H157ZM157 72H156V73H157ZM7 73H8V72H7ZM64 73H65V72H64ZM64 73H63V74H64ZM78 73H81V72H78ZM144 73H145V72H144ZM261 73H262V72H261ZM65 74H66V75H67V74L69 75V73H65ZM72 74H73V73H72ZM81 74L83 75V72H82ZM110 74H111V75L113 74V77H112L113 79H111V77H110L111 75H110ZM146 74H147V73H146ZM146 74H145V75H146ZM148 74H149V73H148ZM148 74H147V75H148ZM230 74H231V73H230ZM257 74H258V73H257ZM70 75H71V73H70ZM75 75H76V74H75ZM75 75H74V76H75ZM91 75H92V76H91ZM93 75H97V76H95V78L93 79ZM138 75H139V74H138ZM138 75L136 74V76H138ZM145 75H143V76H145ZM151 75H152V74H151ZM156 75H157V74H156ZM156 75H155V76H156ZM132 76H133V75H132ZM263 76H264V75H263ZM30 77H31V76H30ZM69 77H70V76H69ZM71 77H72V76H71ZM89 77H92V79L89 78ZM134 77H135V76H134ZM241 77H242V76H241ZM54 78H55V77H54ZM59 78H60V76H59ZM61 78H62V76H61ZM78 78H80V77H78ZM78 78H77V79H78ZM83 78H84V77H83ZM135 78H137V77H135ZM145 78H147V77H145ZM145 78H144V79H145ZM148 78H149V77H148ZM150 78H151V77H150ZM250 78H251V77H250ZM66 79H67V78H66ZM69 79H70V78H69ZM69 79H67V81L70 83V80H69ZM142 79H143V78H142ZM142 79H140V80H142ZM144 79H143V81H144ZM217 79H218V78H217ZM233 79H234V77H233ZM233 79H232V80H233ZM241 79H242V78H241ZM241 79H240V80H241ZM248 79H249V77H248ZM64 80H65V79H64ZM64 80H63V81H64ZM98 80H97V81H98ZM136 80H139V79H136ZM136 80H135V82H136ZM164 80H166V79H164ZM234 80H235V79H234ZM57 81H58V79H57ZM57 81H56V82H57ZM65 81H66V80H65ZM73 81H74V79H73ZM73 81H72V82H73ZM79 81H80V80H79ZM97 81H96V82H97ZM113 81H116L115 83H117V85H116V84L111 85V83L113 84ZM52 82H53V81H52ZM56 82H55V84H56ZM59 82H61V80H60ZM68 82H67V83H68ZM72 82H71V83H72ZM77 82H78V81H77ZM82 82H83V81H80V83H82ZM86 82H87V81H86ZM94 82H95V81H94ZM94 82H93L92 84H94ZM100 82L98 81L99 84H100ZM139 82L141 83V81H139ZM139 82H137V83L139 84ZM154 82H155V80H154ZM169 82H170V80H169ZM240 82H241V81H240ZM26 83H28V82H26ZM69 83H68V84H69ZM118 83H119V84H118ZM128 83H127V85H128ZM137 83H136V84H137ZM147 83H148V82H146V84H147ZM263 83H264V81H263ZM75 84H76V83H75ZM84 84H85V83H84ZM88 84H89V83H88ZM88 84H87V85H88ZM99 84H98V85H99ZM120 84H121V85H120ZM138 84H137V85H138ZM149 84H150V83H149ZM154 84L156 85V83H154ZM164 84H165V83H164ZM234 84H235V83H234ZM238 84H239V83H238ZM238 84H237V85H238ZM257 84H258V82H257ZM59 85H60V84H59ZM61 85H62V84H61ZM72 85H73V86H72V87L69 86L68 89H66V87H65V89H66L65 91L68 90V91H67L68 93L72 91V93H69V95H68V93H67L66 95L69 96V97L71 96V98L74 100V101H73V102L75 103L74 106L78 108V110L75 108V111L77 112L78 115H80V116L83 117L82 124H83V122H85V129H86V126H87L88 130H87V129H86V130L89 131L90 133H93V134H94V136L96 137L95 140L98 139V141H96V144L99 143V145L97 144V146L101 147V148L103 149L104 154H106V157L104 156V158H107L108 160H109V159L112 160L113 157H114L115 161H117V159H118V161H119L118 163H119V164H118V163H117V164H118L119 166H120V162H122V160H123V163H124V162H125V163H124V165H122L123 163H122L121 165H122V166H125V165L127 164V166H125V167H128V164H130V162H128V161L130 160L131 156H132V157H133V156H136V158H138L139 162L141 163V162H142V159H141V158L144 157V156H143V155H144L143 153L146 154V150L148 151V148L146 149L147 145L144 143V144H145V148H144V149H146V150L143 151V153H142L141 151H142L143 147H142L141 150L138 149V144H137V143H138L139 141H141V139H140L139 141H137V138H138V139H139V138H142V137H139V134H137V132L139 131V129L141 130V128H139L140 126H138V125H139V121L141 122V120H143L144 123H142V124H144V125H145V123H146V126H147V127L143 125V126H144L143 128H144V129L147 128L149 132H150V130H151V136H152V135H153L152 132L155 131V130L157 131V129H158V127H157V125H158V124H157V123H158L157 120H158V119L156 118L155 112L153 111V112H154V114H153V113L150 111V109L148 110L147 108H145V107L147 106V103L144 102V101H142V102H138V101L136 102V101H134L135 103L132 102V104H130V103H129V105L126 104L127 107H124L125 109H124L123 111H122V110H121V111H118V110H116V109H117V108H116L117 106L119 107L120 105H121V106H122V105H125V103H122V102H121V104H119L120 100H118V101H119L118 103H115L116 101H115L114 103H113V102H112V103L109 102V103H106V104L104 103V104H105L104 106H106V107H102V109H100L99 106H97L98 104L96 103V104H97L96 107L99 108L100 110H99V109H98V110L96 109L98 112H97V111L94 112V109L91 108V107L93 106V105H92L93 103L90 104V105H92V106L90 107L89 103L84 99V98H86V97H83V98H82V94H83V93L81 94L80 91H79L81 88L78 89V87H76V88L74 87V84H72ZM87 85H86V86H87ZM115 85H116V86H115ZM141 85H142V84H141ZM150 85H151V84H150ZM166 85H167V84H166ZM63 86H66V85L64 84ZM79 86H80V85H79ZM119 86H121V87H119ZM144 86H145V85H143V87H144ZM256 86H257V85H256ZM57 87H58V86H57ZM59 87H61V86H59ZM73 87H74V88H73ZM92 87H93V86H92ZM95 87H96V86H95ZM100 87H101V86L99 85V88H100ZM128 87H129V88H132L133 86H132L131 84H129ZM134 87H136V86H134ZM139 87H140V86H139ZM145 87H146V86H145ZM154 87H155V86H154ZM154 87H153V88H154ZM165 87H166V86H165ZM168 87H169V86H168ZM259 87H260V86H259ZM82 88H83V87H82ZM97 88H98V87H97ZM103 88H104V89H103ZM233 88H234V87H233ZM237 88H238V87H237ZM27 89H28V88H27ZM58 89H59V88H58ZM60 89H61V88H60ZM69 89H71V91H69ZM83 89H84V88H83ZM93 89H94V88H93ZM135 89H139V92H141V91L143 92V91H144V93H140L139 95H135L134 98H136V99H139V98H140L141 100H142V99H147V100L149 99V100H150L151 98L154 97L153 93H152V94L150 93L151 95L149 94V91H150V90L148 91V93H145V89L143 90V88H141V87H140V88H135ZM140 89H141V90H140ZM235 89H236V86H235ZM239 89H240V88H239ZM241 89H243V87H242ZM255 89H256V88H255ZM17 90H18V89H17ZM29 90H30V89H29ZM29 90H28V91H29ZM32 90H33V89H32ZM85 90H86V89H85ZM85 90H84V91H85ZM90 90H91V89H90ZM98 90H101V88L98 89ZM168 90L171 91V89H168ZM168 90H167L168 93H167L166 95H164V96H165V97H164L165 100L167 99V102H165V105L167 106V105L170 103L171 106H174V103H175L174 101H176V100H173V95H172L171 92H169ZM236 90H237V89H236ZM260 90H261V89H260ZM11 91H12V90H11ZM30 91H31V90H30ZM65 91H64V92H65ZM82 91H83V90H82ZM86 91H87V90H86ZM91 91H92V90H91ZM95 91L97 92L96 89H95ZM104 91L106 92V90H104ZM125 91H123V92H125ZM132 91H133V90H132ZM153 91H154V90H153ZM237 91H238V90H237ZM240 91H241V93H243V95H244V93H245V96H247V92H246L247 90H240ZM262 91H264V89H262L261 91H259V92H261V93L258 94L257 97H259V95L262 94ZM17 92H18V91H17ZM107 92H106V93H107ZM115 92H116V91H115ZM120 92H121V91H120ZM123 92H122V93H123ZM126 92H125V93H126ZM238 92H239V91H238ZM10 93H11V92H10ZM15 93H16V92H15ZM18 93H19V92H18ZM41 93H42V92H41ZM46 93H47V92H46ZM62 93H63V92H62ZM84 93H85V92H84ZM88 93H90V91H89ZM106 93H105V94H106ZM130 93H131V92H130ZM130 93H129V94H130ZM133 93H134V92H133ZM135 93H136V92H135ZM135 93H134V94H135ZM241 93H240V94H241ZM254 93H255V92H253V94L251 93V94H252L251 96H253ZM16 94H17V93H16ZM26 94H27V93H26ZM31 94H32V93H31ZM39 94H40V93H39ZM63 94H65V93H63ZM85 94H86V93H85ZM93 94H94V93H93ZM105 94H104V95H105ZM263 94H264V93H263ZM34 95H35V94H34ZM41 95H43V94H41ZM87 95H88V94H87ZM95 95L97 96V95H99V94H95ZM95 95H94V97H95ZM101 95H103V94L101 93ZM101 95H100V96H97V97H100V98H101ZM104 95H103V96H104ZM255 95H256V94H255ZM0 96H3V97L5 98V96H4V95H1V93H0ZM23 96H24V95H23ZM38 96H40V95H38ZM64 96H65V95H64ZM105 96H106V95H105ZM107 96H106V98H107ZM117 96H119L120 98H126V97H127V94H124V93H123V94L118 93ZM158 96H159V95H158ZM178 96H179V95H178ZM224 96H225V95H224ZM249 96H250V95H249ZM251 96H250L249 98H250V99H253V97L251 98ZM261 96H263V95H261ZM14 97H15V96H14ZM29 97H30V96H29ZM33 97H34V96H33ZM41 97L43 98L44 96H41ZM92 97H93V96H92ZM94 97H93V99H94ZM111 97H112V98H111ZM160 97H161V96H160ZM225 97H226V96H225ZM243 97H244V96H243ZM243 97H242V98H243ZM257 97L255 96V98H257ZM4 98H2V99H4ZM18 98H19V97H17V95H16V98H15L14 100H16V99H18ZM22 98H23V97H22ZM25 98H26V97H24V99H25ZM39 98H40V97H38V99H39ZM42 98H41V99H42ZM44 98H45V97H44ZM46 98H47V97H46ZM65 98H66V97H65ZM88 98H89V97H88ZM127 98H128V97H127ZM130 98H131V97H130ZM227 98H228V97H227ZM0 99H1V97H0ZM2 99H1V102H2ZM19 99H20V98H19ZM24 99H22V101H21V99H20V101L24 103V101H23ZM27 99H28V98H26V100H27ZM34 99H35V98H34ZM83 99H84V100H83ZM93 99H92V101H93ZM102 99L105 100V97H104V98H101V99H97V102H98V100L101 101ZM117 99H118V97H117ZM154 99H155V98H154ZM250 99H247V100H250ZM5 100H6V99H5ZM44 100H48V99H44ZM81 100H82V101H81ZM89 100H90V99H89ZM113 100H114V99H112V101H113ZM125 100H126V99H125ZM151 100H152V99H151ZM243 100H244V99H243ZM253 100H255V102H256V99H253ZM258 100H259V99H258ZM3 101H4V100H3ZM7 101H8V100H7ZM12 101H13V98H12ZM12 101H11V102H12ZM17 101H19V100H17ZM34 101H35V100H34ZM40 101H41V100H40ZM48 101H49V100H48ZM106 101H107V100H106ZM245 101H246V100H245ZM259 101H261V100H259ZM259 101H258V103H259ZM262 101H263V100H262ZM262 101H261L259 104L263 103ZM4 102H5V101H4ZM4 102H2V104H4ZM11 102H10V103H11ZM38 102H39V101H38ZM44 102H45V101H44ZM44 102H43V103H44ZM51 102H52V101H51ZM56 102H57V101H56ZM70 102H71V101H70ZM125 102H126V101H125ZM127 102H128V101H127ZM127 102H126V103H127ZM155 102H156V100H155ZM168 102H169V103H168ZM178 102H179V101H178ZM12 103H14V101H13ZM17 103H18V102H17ZM23 103H21L20 106H21V105H24V107L26 108V110L23 111L22 108H18V111H19V109H22V110H20V113H21V112H23V113H24V112H25V113H26V112H27V113L29 112L30 115H31V117L34 116L35 120H36L37 118H39V117H38V116H39V114H38L39 112H37V111L35 110V109H37V108H36V107H35V108H32V107H31V104H32V103H31V104H28V105H26V106H25L26 102H25V104H23ZM29 103H30V102H29ZM39 103H40V102H39ZM41 103H42V102H41ZM45 103H46V102H45ZM45 103L43 104V106L46 105ZM48 103H50V102H48ZM71 103H72V102H71ZM74 103H72V104H74ZM98 103H99V102H98ZM149 103H150V102H149ZM179 103H180V102H179ZM243 103H244V102H243ZM0 104H1V103H0ZM8 104H9V103H6L5 105H1V106H4V107L6 106L5 109L2 107L5 111L8 110V111H6V113H5V114L7 115L6 118H10V119H9L10 121L15 122V123H13V124H16V123H17V124H16V127H17V128L20 127V126L23 127V126H22V121H20V122H21V123H20L21 125L18 124V122H19V120H20V119H19L20 117H19V118H16L17 115H18V113H17V115H16V112H14V111H13V108L11 109V107L9 106L10 104H9V105H8ZM15 104H16V102H15ZM33 104H34V103H33ZM35 104H37V107H38V103H35ZM53 104H55V103H52V105H53ZM56 104H57V103H56ZM100 104H102L101 106H103V102H102V103L100 102ZM151 104H152V103H151ZM263 104H264V103H263ZM29 105H30V106H29ZM39 105H40V104H39ZM41 105H42V104H41ZM47 105H48V104H47ZM112 105L115 107V108H113V110L110 109V108L113 107ZM148 105H149V104H148ZM239 105H240V104H239ZM11 106H13V105H11ZM14 106H15V105H14ZM16 106H18V105H16ZM16 106H15V107H16ZM54 106H55V105H54ZM57 106H58V105H56L55 107H57ZM70 106H71V105H70ZM101 106H100V107H101ZM108 106H110V107H108ZM151 106H152V105H151ZM247 106H248V105H247ZM21 107H22V106H21ZM33 107H34V105H33ZM58 107H59V106H58ZM60 107H61V106H60ZM94 107H95V106H94ZM107 107H108V108H107ZM122 107H123V106H122ZM244 107H245V106H244ZM263 107H264V105H263ZM45 108H46V106H45ZM53 108H54V107H53ZM103 108H104V109L106 108V109L103 110ZM238 108H239V107H238ZM261 108H262V107H261ZM27 109H28V110H27ZM46 109H47V108H46ZM48 109H50L49 106H48ZM60 109H61V108H60ZM60 109H58V111H56V110H57V109H56V110H54V112L56 111V112H58L57 114H60L59 112L62 111V109H61V110H60ZM14 110L17 111V108L14 109ZM40 110H41V109H40ZM50 110H52V108H51ZM48 111H49V110H48ZM63 111H64V113H63V112H62V113H63L64 115H66V114H65V110H63ZM163 111H164V110H163ZM3 112H4V111H3ZM7 112H9V113H8L9 115L7 114ZM36 112H37V113H36ZM52 112H53V111H52ZM54 112H53V113H54ZM56 112H55V113H56ZM73 112H74V110H73ZM254 112H255V114H256V111H254ZM254 112H252V113H254ZM25 113H24V116H25ZM27 113H26V114H27ZM29 113H28V114H29ZM45 113H46V112H45ZM62 113L60 114L61 117L59 116L60 119L63 117V114H62ZM165 113L168 114L169 116H170V114H171V115H172V114H175V115H176V114H178V113H181V110H180V108L178 107V108H175V109H174V113H171L170 110H169L168 108H165ZM249 113H250V112H249ZM252 113H251V114H252ZM166 114H164V115H166ZM255 114H253V115H254V120H255V116H256ZM30 115H29V116H30ZM36 115H37V116H36ZM45 115H46V114H45ZM75 115H76V114H75ZM98 115H99V116L103 115L104 118H105V115H106V117L108 116L107 118H109V116H116V118H112V117H111L112 119H111V118H109V119H103V120H104V121H103V120L101 119L103 116H102L101 118H99ZM133 115H134V116H137V117L140 116L141 119L138 120V119H139V118H138V119H137L138 121H137V120L135 119V118H137V117L134 118ZM153 115H155V118H156L157 120L154 118ZM257 115H258V114H257ZM262 115H263V114H262ZM26 116H27V115H26ZM26 116H25V117H26ZM66 116H67V115H66ZM66 116H65V117H66ZM147 116L149 117V119H148V120H150L149 122H148V120L146 119ZM179 116H180V115H179ZM227 116H228V115H227ZM235 116H236V115H235ZM25 117H22V118L25 119ZM31 117H26V118H27V119L30 118V120H31ZM36 117H37V118H36ZM65 117H63V118H65ZM97 117H98L99 119H97ZM250 117L252 118L253 116H250ZM257 117H259V116H257ZM257 117H256V118H257ZM251 118H250V119H251ZM27 119L24 120L23 122L27 121ZM100 119H101V120H100ZM179 119H180V118L175 119V120H179ZM247 119H248V118H247ZM4 120H5V119H4ZM21 120H23V119H21ZM30 120H29V123H30ZM32 120H33V118H32ZM35 120H34V121H35ZM39 120H40V119H39ZM43 120H44V119H43ZM51 120H52V119H51ZM80 120H82V118H81ZM80 120H79V121H80ZM146 120H147V122H146ZM175 120H174V121H175ZM244 120H245V119H244ZM251 120H252V119H251ZM257 120L260 121L259 118H258ZM10 121L6 120L7 123H11ZM34 121H32V122H34ZM52 121H54V120H52ZM56 121L58 122V120H56ZM56 121H55V123H56ZM68 121H69V119H68ZM68 121H67L66 119H65V121H64V119H63V121H62V119H61V122H62V123L64 122L63 125H64L65 122H66V124H65L66 126H69V124H70V123L68 124ZM180 121H181V120H180ZM241 121H242V120H241ZM258 121H256V122L258 123ZM0 122H1V121H0ZM27 122H28V121H27ZM32 122H31V123H32ZM39 122H40V121H39ZM69 122H70V121H69ZM136 122H138V124H136ZM249 122H250V120H249ZM252 122H254V121L252 120ZM263 122H264V121H263ZM25 123H26V122H25ZM35 123H36V122H35ZM52 123L54 124V122H52ZM147 123H148V124H147ZM215 123H216V122H215ZM237 123H238V122H237ZM257 123H256V124H257ZM259 123H260V122H259ZM259 123H258L257 125H259ZM261 123H262V121H261ZM261 123H260V124H261ZM0 124H2V123H0ZM4 124H5V122H4ZM11 124H12V123H11ZM27 124H28V123H27ZM45 124H46V123H45ZM49 124H50V125H49V127H47V128L50 129V130H52L51 128H52L53 124H51V122H50ZM56 124H57V123H56ZM67 124H68V125H67ZM174 124L176 125V123H174ZM242 124H243V123H242ZM254 124H255V122H254ZM256 124H255V125H256ZM262 124H264V123H262ZM17 125H18V126H17ZM28 125H30V124H28ZM28 125H27V126H28ZM32 125H33V123H32ZM37 125H38V124H37ZM41 125H44V124H41ZM51 125H52V126H51ZM175 125H170V126H168V129L164 132V134H161V136H162V138H161V141H162V142H161V145H160L159 143H157L158 147H160V148H157V145L155 146L156 141H155V143H153V141H152L153 138H152V140H149V141H151L150 143H153L151 146L154 145V147H156V150L158 149V150L160 151V149H161V150H164L165 152L167 151V152H166V155L163 154V153H164L163 151H162L163 153L160 151V153L163 154V155H165L166 157H165V156H161V154L157 156V154H159V152H158L157 154H155V157H156V158H155V157H154V158L156 159V161L158 160V157H159V156L162 157V158H165V160L168 161V160H169V155H168V158H167V154H170L168 151H171V150L173 151V149H174V150H178V151L180 152V157L178 156L179 161H177V162H178V163L180 162V164L182 163L181 165H184L183 168H186L185 166L187 165V163L184 164L185 161H186V159H188L187 157H186V159H185V155H186V154H185V149H186V146H185V145H182L181 142H180V141H181L180 139L182 138L181 135H180L179 133H178V135H177V134H174L175 132H180V131L182 130V127L180 128V127H177V126H175ZM228 125H230V124H228ZM238 125H241V124H238ZM0 126H1V125H0ZM2 126H3V125H2ZM6 126H7V125H6ZM27 126H26V128H25V127H23V128H24V129H27ZM54 126H55V125H54ZM54 126H53L54 129L52 130L53 134H52V132L49 131V132H50L49 135H51V134L54 135V134H55L54 136H56V138H57V140H58V136H57V134L59 133V131L56 130V129H55L56 126H55V127H54ZM70 126H71V125H70ZM70 126H69V127H70ZM217 126H218V125H217ZM242 126H243V125H241L240 127H242ZM259 126H260V125H259ZM263 126H264V125H263ZM3 127H4V126H3ZM13 127L16 128L14 125H13ZM44 127H45V126H42V127H41V126H40V127L37 126V128H39V132H41V133H43V131H44V133H45V130H46L47 128L45 127V128H46V129H45ZM50 127H51V128H50ZM69 127H68V128H69ZM83 127H84V126H83ZM229 127L231 128V127H233V126L231 125V126H228V128H229ZM235 127H236V126H235ZM255 127H257V126H255ZM9 128H12V126H11V127L9 126ZM59 128H60V127H59ZM59 128H58V129H59ZM183 128H184V127H183ZM228 128H227V129H228ZM245 128H247V127H245ZM0 129H1V128H0ZM3 129L5 130L6 128H3ZM18 129H19V128H18ZM18 129H17V130H18ZM184 129H185V128H184ZM231 129H232V128H231ZM231 129H228V131L231 130ZM243 129H244V128H243ZM253 129H254V128H253ZM261 129H262V126H261ZM6 130H8V127H7ZM6 130H5V131H6ZM12 130H13V129L8 130V132L10 131V134H9V133H6L7 131H6V132H5V131L0 132V153H1V155L3 156V158L1 157L2 159H4V157H5L6 154L9 155V152H10V153L13 152V155H11V154H10V155L13 156V157H15V156H14L15 151H12V152H11V150L13 149L12 146H14V147L17 146L16 144L14 145V143H15L16 138H18L17 136H19V135L16 134V135H17V136H16V135L14 134V132L17 131V130L14 129V130H15L14 132H12ZM19 130H20V129H19ZM21 130H22V129H21ZM37 130H38V129H37ZM54 130H55V132L57 131L58 133L56 132V133H57V134H56V133L54 132ZM63 130H64V129H63ZM67 130H68V129H67ZM245 130L248 131V130H250V129H245ZM245 130H243V131H245ZM254 130H255V129H254ZM258 130H259V129L257 128V131H258ZM263 130H264V128L262 129V131H263ZM22 131H23V130H22ZM46 131H47V130H46ZM70 131H71V129H70ZM241 131H242V130H241ZM250 131H251V130H250ZM260 131H261V130H260ZM262 131H261V132H262ZM11 132H12V133H11ZM17 132H18V131H17ZM39 132H38V133H39ZM47 132H48V131H47ZM144 132H145V131H144ZM213 132H214V131H213ZM18 133H19V132H18ZM44 133H43L42 135H40L42 138H43V136H44ZM64 133H65V132H64ZM64 133H63V134H64ZM67 133H68V132H67ZM67 133L65 134V136L67 135ZM228 133H229V132H228ZM236 133H237V132H236ZM20 134H21V133H20ZM39 134H40V133H39ZM61 134H62V132H61ZM61 134H60V135H61ZM73 134H74V133H73ZM136 134H137V135H136ZM149 134H150V133H149ZM247 134H249V133H247ZM247 134H246V135H247ZM252 134H254V135L257 136V137L260 135V134H259V135H256L255 133H253V131L251 132V135H252ZM22 135H23V133H22ZM29 135H30V134H29ZM47 135H48V134H47ZM52 135H51V136H52ZM130 135L132 136V138L130 137L131 139H133L132 141H131V139L129 138ZM176 135H177V137H174V136H176ZM225 135H226V134H225ZM246 135H245V138H246ZM251 135H250V137H251ZM254 135H253V137H254ZM31 136H32V135H31ZM40 136L38 135V137H40ZM51 136H49V140H50V141H52L51 138H50ZM61 136H63V135H61ZM143 136H144V135H143ZM146 136H147V135H146ZM151 136H150V138H151ZM161 136H160V137H161ZM226 136H228V135H226ZM226 136H225V137H226ZM44 137H45V136H44ZM47 137H48V136H47ZM59 137H60V136H59ZM152 137H154V135H153ZM209 137H210V136H209ZM242 137H244V136H242ZM257 137H255V139H256ZM20 138H21V137H20ZM24 138H25V137H24ZM26 138H28V137H26ZM56 138H55L54 140H56ZM93 138H94V137H93ZM204 138H205V137H204ZM228 138H229V137H227L226 139H228ZM28 139H32V137H31V138L29 137ZM128 139H130V140H128ZM229 139H230V140H228V141H229V143H231V141H233V136H232V138L230 137ZM231 139H232V140H231ZM248 139H249V136L247 137V140H248ZM262 139H264V138L261 137L259 142H261ZM17 140H19V139H17ZM17 140H16V143L18 142ZM47 140H48V138H47ZM49 140H48V141H49ZM54 140H53V141H54ZM214 140H215V139H214ZM223 140H224V139H223ZM243 140H244V139H243ZM245 140H246V139H245ZM245 140H244V141H245ZM247 140H246V141H247ZM31 141L33 142L34 140H31ZM31 141H30V142H31ZM41 141H42V140H41ZM48 141H46V142H48ZM92 141H93V140H92ZM130 141H131V142H130ZM142 141H144V140L142 139ZM159 141H160V139H159ZM204 141H205V140H204ZM211 141H213V140H211ZM226 141H227V140H226ZM235 141H236V140H235ZM248 141H249V140H248ZM248 141H247V142H248ZM255 141H256V140H255ZM255 141H254L253 143H255ZM12 142H14L13 145H12ZM32 142H31V143H32ZM43 142H45V141H43ZM208 142H209V141H208ZM208 142H207V143H208ZM220 142H221V141H220ZM236 142H238V141H236ZM236 142H235V148H236ZM262 142H263V141H262ZM262 142H261V143H262ZM33 143H34V142H33ZM49 143H50V142H49ZM205 143H206V142H205ZM210 143H211V142H210ZM210 143H209V144H210ZM214 143H215V142H214ZM256 143H257V142H256ZM261 143H260V144H261ZM27 144H28V143H27ZM45 144H46V143H45ZM47 144H48V143H47ZM56 144H57V143H56ZM66 144H67V143H66ZM139 144H140V143H139ZM144 144L142 143V145H144ZM148 144H149V143H148ZM211 144H212V143H211ZM244 144H245V143H244ZM250 144H251V143H249V146H250ZM28 145H29V144H28ZM30 145H31V144H30ZM41 145H42V143H41ZM75 145H76V144H75ZM149 145H150V144H149ZM149 145H148V146H149ZM203 145H204V144H203ZM233 145H234V141H233ZM247 145H248V144H247ZM251 145H252V144H251ZM31 146H32V145H31ZM66 146H67V145H66ZM73 146H74V145H73ZM140 146H141V145H139V147H140ZM199 146H200V145H199ZM216 146H218V145L216 144ZM259 146H260V145H259ZM261 146L264 147V142H263V145H261ZM261 146H260V147H261ZM45 147H46V146H45ZM99 147H98V148H99ZM149 147H150V146H149ZM212 147H213V146H211V148H212ZM247 147H248V146H247ZM101 148H100V149H101ZM133 148H134V149H133ZM203 148H204V147H203ZM209 148H210V147H209ZM211 148H210V149H211ZM235 148H234V153L236 154V152H235ZM132 149H133V151H132ZM152 149H154V148H152ZM152 149H151V150H152ZM204 149H205V148H204ZM207 149H208V148H207ZM263 149H264V148H263ZM14 150H15V149H14ZM65 150H66V149H65ZM98 150H99V149H98ZM104 150H105V151H104ZM149 150H150V148H149ZM156 150H152V151H155V153H156ZM158 150H157V151H158ZM219 150H220V149H219ZM222 150H223V149H222ZM231 150H232V149H231ZM127 151H129V152H127ZM152 151H151V156H152ZM211 151H215V149H214V150L211 149ZM98 152H99V151H98ZM105 152H106V153H105ZM173 152H174V151H173ZM176 152H177V151H176ZM176 152H175V154H176ZM250 152H251V153H248L250 156L253 155L252 152L256 153V151H250ZM128 153L130 154V156H128V155H129ZM153 153H154V152H153ZM177 153H178V152H177ZM206 153H208V154H207V157H205V158H207V161H208L211 157H212V158L215 157V156H213V155L211 156V154H210L211 152H210L209 149L206 151ZM218 153H220V152H218ZM238 153H239V152H238V149H237V154H238ZM4 154H5V155H4ZM42 154H43V153H42ZM104 154H103V155H104ZM127 154H128V155H127ZM142 154H143V155H142ZM148 154H149V152H148ZM171 154H173V156L170 157V158H173V159H174L175 154L172 153V152H171ZM191 154H192V153H191ZM193 154H195V153H193ZM213 154H214V153H213ZM237 154H236V155H237ZM240 154H241V152H240ZM251 154H252V155H251ZM256 154H257V153H256ZM256 154H255V155H256ZM1 155H0V156H1ZM8 155H6V156L9 157ZM43 155H44V154H43ZM146 155H147V154H146ZM146 155H145V156H146ZM149 155H150V154H149ZM153 155H154V154H153ZM236 155H234V156H236ZM249 155H248V156H249ZM40 156H41V155H40ZM100 156H101V158H102V155H100ZM141 156H143V157H141ZM170 156H171V155H170ZM190 156H192L191 158L194 157V160H192V159H191V160L194 161V162H196V161H195V156H193V155H190ZM237 156H239V155H237ZM237 156H236V158L238 159ZM7 157H6V158H7ZM13 157H12V158H13ZM128 157H130V158H128ZM146 157L148 158V160H150V157H148V156H146ZM188 157H189V156H188ZM221 157H222V156H221ZM1 158H0V159H1ZM133 158H134V157H133ZM216 158L219 160V162H223V161H224V157H222V159H221L220 156H219V157L216 156ZM236 158H235V160H237ZM245 158H246V157H245ZM247 158H248V157H247ZM247 158H246V159H247ZM249 158H250V157H249ZM256 158H257V156H255V158L252 157V159H255V160H256ZM2 159H1V160H2ZM44 159H45V158H44ZM131 159H132V158H131ZM143 159H144L143 162H145V158H143ZM151 159H152V158H151ZM167 159H168V160H167ZM175 159H176V157H175ZM178 159H177V160H178ZM217 159H213L212 161L210 160L212 163H211L210 161L207 162L206 160H203V161H199V160H198V163H199V162H202L203 165H206V164H207L206 166H208V163H209V164H210V163L213 164V165H210V167H209V168H212V169L209 170V168H208L209 171L212 170V172H209V173H210L209 175H208V172H204V173H202L203 170H204V168H205L206 166H205V167L203 166V170H202V168H200V169L202 170V172H201L202 174H205V173L207 174V175H204V176H208V178H210L209 176L211 175V177H212V179L210 178L211 180L207 178L208 180H210V182H208L207 180H205V179L202 178V179L205 180V181H204V182H201L202 185H199V183H198V186H196L197 184L194 183V182H195V181L197 182L198 179H196V178H195L196 176H194V174L191 173V174H193L192 177L194 176L193 179L195 178V181L192 180L193 183L196 184L195 186H196L198 189H199V188L204 189V190H202V191H203V196H204V194H205L206 199H207V202H210V204H212V202L214 203V201L216 200L215 197H217L219 194L221 195V193L223 194V197H224V194H226V196L228 195V196L230 197L231 195L238 194L239 192L242 191V190H241V191H237V188H235V186H236L237 184H235V182H233V178H232V177H233V172H228L227 169L222 168L223 165H224V163H223V165H222V167H221L220 164H218L219 162H218ZM220 159H221L222 161H220ZM226 159H227V158H226ZM258 159H261V157L258 158ZM1 160H0V162H1ZM14 160H16V159H14ZM134 160H135V159H134ZM138 160H137V162H138ZM148 160H147V162H148ZM160 160H161V159L159 158L158 161H160ZM188 160H189V159H188ZM247 160H248V159H247ZM247 160H246V161H247ZM250 160H251V159H250ZM250 160H248V161H250ZM16 161H17V160H16ZM16 161H13V165L16 163ZM106 161H107V160H106ZM106 161H105V162H106ZM115 161L113 162V160H112L111 166L113 165V167H114V165L116 164ZM131 161H132V160H131ZM135 161H136V160H135ZM163 161H164V159H163ZM166 161H164V164H165V163H169V162H166ZM171 161H172V159H171ZM174 161H175V160H174ZM189 161H190V160H189ZM241 161H242V160H241ZM14 162H15V163H14ZM17 162H18V161H17ZM36 162H37V161H35L34 164H35V165L37 166V168H38V165H37V164H38L39 162H37V163H36ZM137 162H135V163H137ZM143 162H142V163H143ZM147 162H145V163L148 164ZM161 162H162V161H160L159 165H161ZM190 162H191V161H190ZM206 162H207V163H206ZM253 162H254V160H253ZM257 162H258V161H257ZM2 163H3V162L0 163V177H1V176H5V177L7 176V177H8V176H9V175H8L9 173L7 174V172H9V170H7V172H6L7 167L5 166L4 163H3V164H2ZM52 163H53V162H52ZM113 163H115V164H113ZM131 163H132V162H131ZM140 163H139V164H140ZM142 163H141V164H142ZM171 163H172V162H171ZM174 163H176V162H174ZM191 163H193V162H191ZM198 163H197V164H198ZM237 163H239L238 160H237ZM242 163H244V162H242ZM242 163H241V164H242ZM247 163H248V162H247ZM39 164H40V163H39ZM53 164H54V163H53ZM109 164H110V163H109ZM117 164H116V165H117ZM162 164H163V163H162ZM180 164H179V166L182 167ZM193 164H194V163H193ZM193 164H191V165H193ZM197 164H196V165H197ZM200 164H201V163H200ZM250 164L253 165L252 161H251ZM261 164H263V162H262ZM13 165H12V166H13ZM118 165H117V166H118ZM143 165H144V164H143ZM148 165H151L150 167H152V165H153V160H152V164H151V160H150V164H148ZM167 165H168V164H167ZM167 165L165 164L166 167H167ZM169 165H172V164H169ZM174 165H175V164H174ZM177 165H178V164H177ZM177 165H176V167H177ZM196 165H195V167H196ZM198 165H199V164H198ZM198 165H197V168L200 167V166H198ZM244 165H248V164H243V166H244ZM14 166H15V165H14ZM16 166H17V165H16ZM49 166H50V165H49ZM108 166H109V165H108ZM117 166H115L114 169L119 168V167H117ZM153 166H154V165H153ZM161 166H162V165H161ZM172 166H173V165H172ZM179 166H178V167H179ZM201 166H202V165H201ZM238 166H239V165L236 164V167H237V168H238ZM253 166H254V165H253ZM253 166H252V167H253ZM257 166H259V165L256 164V166H254V167H257ZM5 167H6V168H5ZM40 167H41V165H40ZM54 167H55V166H54ZM54 167H53V168H54ZM129 167L131 168L132 165H131V166L129 165ZM135 167H136V166H135ZM137 167H138V166H137ZM140 167H142V166H140ZM143 167H144V166H143ZM150 167L148 166V168H150ZM162 167H163V166H162ZM170 167H171V166H170ZM174 167H175V166H174ZM176 167H175V168H176ZM178 167H177V168H178ZM224 167H225V166H224ZM246 167H247V168H246ZM246 167L244 166V168H246V170L244 169L245 171H247L248 167L250 168V166H246ZM254 167H253V168H254ZM263 167H264V166H263ZM263 167H262V168H263ZM12 168H14V167H12ZM50 168H51V167H48V170H49V171H50ZM138 168H139V167H138ZM144 168L147 170L146 167H144ZM153 168H154V167H153ZM153 168H152V171H153ZM175 168H174V169H175ZM177 168H176V169H177ZM206 168H207V167H206ZM234 168H235V167H234ZM240 168H242V166H241ZM253 168H252V169H253ZM262 168H261V170H262ZM119 169H120V172H121L120 174H121V175L126 176V178L129 176V175L127 176V173H126V172H125V173H126V175H125V173H124V169H125V168H124V169H123V168H122V169L119 168ZM128 169H129V168H126V170H128ZM139 169H141V168H139ZM145 169H144V170H145ZM150 169H151V168H150ZM176 169H175V170H176ZM194 169H196V168H193V172H194ZM200 169H198V170H200ZM242 169H243V168H242ZM242 169H241V170H242ZM250 169H251V168H250ZM255 169H256V168H254V170H255ZM48 170H47V171H48ZM51 170H53V169H51ZM116 170H117V172L119 171L118 169H116ZM126 170H125V171H126ZM130 170H131V171H134L135 169H130ZM146 170H145V171H146ZM205 170H206V169H205ZM205 170H204V171H205ZM208 170H206V171H208ZM235 170H236V169H235ZM235 170H234V171H235ZM244 170H242V171H244ZM254 170H252V172H251V170H248L247 174L251 172V173H253V174L255 173V175H257V176L259 175V177H260L261 175H260V174H257L258 171H257V172H256V171L254 172ZM37 171H38V170H37ZM45 171H46V170H44V172H45ZM122 171H123L124 174L122 173ZM135 171H137V170H135ZM135 171H134V172H135ZM152 171L150 170V172H149V170H147L146 172H148L149 174L151 173V174L148 175V173H147L146 175H148V176H149L148 178H150V181L154 183V179H152V178H153V177H152V174H154V172H152ZM165 171L170 172V175H169V177H170L171 174H172V173H171L172 169H170V171H169V169H168V170H165ZM176 171H177V170H176ZM176 171H175V172H176ZM178 171H179V170H178ZM181 171H182V169H181ZM183 171H184V170H183ZM183 171H182V172H183ZM186 171H188V170H186ZM195 171H196V170H195ZM231 171H233V169H232ZM237 171H238V170H237ZM262 171H263V170H262ZM127 172H129V171H127ZM137 172H138V171H137ZM146 172H144V174H145ZM167 172H165V174H166ZM172 172H173V171H172ZM182 172H180V173L182 174ZM197 172H198V171H197ZM38 173H39V172H38ZM130 173H131V172H130ZM140 173H141V171H140ZM142 173H143V172H142ZM163 173H164V172H163ZM184 173H185V172H184ZM199 173H200V172H199ZM201 173H200V174H201ZM235 173H236V172H235ZM237 173H238V172H237ZM241 173H242V172H240V173L238 174V176L235 177V179L238 180V182H237L236 180H234V181H236V182L239 183V184H240V182H241V180H239V176L241 175ZM244 173H246V172H244ZM45 174L48 175V172L45 173ZM45 174L43 175V178L40 179V180H41V183H43L42 180H44V178H45V176H46ZM128 174H129V173H128ZM158 174H159V173H158ZM176 174H177V172H176ZM187 174H188V173H187ZM187 174H185V175H187ZM191 174H189V175H190L189 177H191ZM202 174H201V176L203 177ZM230 174H232V177L230 176ZM12 175H13V174H12ZM12 175L9 176V177H10V180L6 178L7 180H9V182L11 181L12 177H13V178L15 177V176H12ZM14 175H16V174H14ZM118 175H119V174H118ZM146 175H144V176H146ZM159 175H161V174H159ZM166 175H167V174H166ZM172 175H173V174H172ZM182 175H183V174H182ZM185 175H183V176H185ZM196 175H197V174H196ZM228 175H229V176H228ZM245 175H246V174H245ZM40 176H41V175H40ZM49 176H52V173H51V175L49 174ZM137 176L140 177V174H137L136 177H137ZM141 176L143 177L142 174H141ZM156 176H158L157 173H156ZM176 176H178V174H177ZM183 176H180V177H181L180 180H182V177H183ZM199 176H200V175H199ZM201 176H200V177H201ZM234 176H236V175L234 174ZM243 176H244V175H243ZM243 176L241 177V179H243ZM248 176H250V175H248ZM252 176H253V175H252ZM262 176H263V178H264V173H263ZM47 177H48V176H47ZM56 177H57V176H56ZM130 177H131V175H130ZM130 177H129V178H130ZM132 177H133V176H132ZM132 177H131V179H132ZM146 177H147V176H146ZM160 177H162V179H163V176H160ZM169 177H167V180H168ZM171 177H172V176H171ZM187 177H188V176H187ZM187 177H183V178H186V180L189 181V179H187ZM221 177H222L223 180H221ZM246 177H247V176H246ZM246 177L244 176V179H245ZM255 177H256V176H254V179H255ZM15 178H16V177H15ZM15 178H14V180H15ZM50 178H51V177H50ZM57 178H58V177H57ZM197 178H198V177H197ZM204 178H205V177H204ZM237 178H238V179H237ZM250 178H251L252 181L254 180V179H252L253 177H250ZM256 178H258V177H256ZM2 179H3V178H1L0 180H2ZM4 179H5V178H4ZM6 179H5V180H6ZM48 179H49V178H48ZM133 179H134V178H133ZM133 179H132L131 181H133ZM137 179H138V178H137ZM145 179H146V178H145ZM172 179H173V177H172ZM178 179H179V178L176 177V180H177V181H178ZM190 179H192V178H190ZM202 179H201V181H203ZM258 179H259V178H258ZM68 180H69V179H68ZM129 180H130V179H129ZM138 180H139V179H138ZM143 180H144V179H143ZM143 180H142V182H143ZM146 180H147V179H146ZM146 180H145V181H146ZM160 180H161V179H160ZM176 180L174 179V181H176ZM218 180H219L220 182H219ZM245 180H246V179H245ZM245 180H244V182H243V180H242V182L245 183ZM74 181H75V180H74ZM135 181H137V180L135 179ZM162 181H166V180L164 179V180H162ZM169 181L172 182V181H171V178H169ZM174 181H173V182H174ZM187 181H186V182H187ZM190 181H191V180H190ZM192 181H191V182H192ZM239 181H240V182H239ZM252 181H250V182H252ZM260 181H263V182H264V180H262V179H261ZM260 181H258V182H260ZM13 182H14V181H13ZM44 182H45V181H44ZM48 182H49V181H48ZM129 182H130V181H129ZM140 182H141V181H139V183H140ZM142 182H141V183H142ZM173 182H172V183H173ZM186 182H185V180H184V184H185ZM242 182H241V183H242ZM248 182H249V181H248ZM255 182L257 183V179H256V181H254V184H252L253 186H251V183L247 184V182H246V184L248 185V187L244 184L245 187L243 188V192H245V194H246V193H247V194H248V193L251 194V191H253V190L255 189V187H256V186L254 187ZM5 183H7V182H5ZM66 183L68 184V181H67ZM69 183H70V184H68V186L66 185V186L68 187V188H67V193H68V195H66V196L69 197L68 199L66 198V200H69V202L67 201V202L69 203V204H68L69 207L67 208L68 205H67L66 207H63V206H65V205L67 204V203H66V204L64 203V202H65V200H64V202H63L64 205H62L63 208H61V209H57V206H58V205H57V206H55V208H54V212H55L56 210H57V211H60V213H59V212H55V213H57V215H58V213H59V216H60V215H61V211H62V213H63V212H64L63 210H67L68 213H69V215L67 214V215L69 216V218L72 219V220H74L75 222L78 221L77 223H79V218H80V216H82L83 213L85 214V210L87 211V207H86V206L84 207L83 204H82V202H79V201H80V199H78L79 197H78V198L75 197V195H76V193H77V192H76L75 185H74L72 182H69ZM75 183H76V181H75ZM133 183H134V182H133ZM144 183H145V182H144ZM146 183L148 184V181H147ZM163 183H164V182H163ZM165 183H166V182H165ZM165 183H164V184H161V183H160V185H162V186L165 188V187H166V186H165ZM172 183H171L170 185L167 184V183H166V184L169 185V186H171V185L176 186V187L173 186L175 189H177V187L180 185V184H179L180 181H179V183L176 182V183L178 184V186H177V184H175V182H174L173 184H172ZM182 183H183V181H182ZM233 183H234V184H233ZM243 183H242V184H243ZM0 184H3V183H0ZM7 184H8V183H7ZM39 184H40V183H39ZM44 184H46V183H44ZM149 184H150V183H149ZM158 184H159V183H158ZM186 184H187V183H186ZM186 184H185V185H186ZM189 184L191 185L192 183H189V182H188V185H189ZM221 184H222V185H221ZM239 184H238V185H239ZM242 184H240L239 186H240V187H241V186L243 187L244 185H242ZM257 184L259 185V183H257ZM257 184H256V185H257ZM262 184H263V183H261L260 186H261ZM13 185H15V184H13ZM128 185H129V184H128ZM132 185H133V184H132ZM144 185H145V184H144ZM155 185H156V184H155ZM160 185H159V186H160ZM185 185H184V187H185ZM190 185H189V186H190ZM0 186H1V185H0ZM8 186H9V185H8ZM43 186H44V185H43ZM48 186H49V183H48ZM76 186H77V185H76ZM135 186H137V185H135ZM135 186H134V188H135ZM148 186H149V185H148ZM180 186H181V185H180ZM180 186H179V187H180ZM192 186H193V185H192ZM219 186H220V187H219ZM221 186H224V188H221ZM239 186H238V187H239ZM250 186H251L252 188H254V189L251 190V191H250V189H249ZM260 186H259V187H260ZM9 187H10V186H9ZM11 187H12V186H11ZM146 187H147V186H146ZM160 187H161V186H160ZM163 187H162V190H161V191H163ZM173 187H172V188H173ZM181 187H182V188H181ZM181 187H180V190H181V191H180V193H178V194H180V195H182V196H180V195L178 196V194H175L176 192H175L174 189H172V190L174 191V192H172L171 188L168 187V186H167V190H169V191L171 190L170 193H172V195L174 194V195H177L179 198H181V197H184V195L187 194L186 192H188V191H186L185 189H186L188 186L186 185V188H184L183 186H181ZM193 187H194V186H193ZM236 187H237V186H236ZM240 187H239V188H240ZM242 187H241L240 189H242ZM246 187H247V188H246ZM251 187H250V188H251ZM262 187H264V186H262ZM262 187H261V188H262ZM1 188H4V187H0V192H1L0 194H1V196H2V194H3L2 192H4V190L1 189ZM39 188H40V186H39ZM42 188H43V187H42ZM42 188H40V189H42ZM137 188H138V187H137ZM140 188H141V187H140ZM140 188H139V189H140ZM142 188H143V187H142ZM147 188H148V187H147ZM149 188H152V189H153V186L151 187V185H150ZM154 188H156V187H154ZM168 188H169V189H168ZM188 188H189L190 190L192 189L191 186L188 187ZM188 188H187V189H188ZM220 188H221V189H220ZM239 188H238V190H240ZM257 188H258V187H257ZM5 189H6V188H5ZM7 189L9 190V188H7ZM182 189H184V191H182ZM38 190H39V189H38ZM48 190H49V189H46V188L40 190V192L42 191V193H43L42 196L45 195L44 197L46 198L45 200H46L47 202L51 201V200H50L51 197H54V196H51V197L49 198V195H51V194L49 193L50 190H49V191H48ZM133 190H134V189H133ZM136 190H137V189H136ZM136 190H135V191H136ZM140 190H141V189H140ZM156 190H157V188H156ZM159 190H160V188H158V192H159ZM165 190H166V189H164V191H165ZM167 190H166L165 193H167ZM178 190H179V188H178L176 191L178 192ZM193 190H194V189H193ZM193 190H192V191H189V192H191V193L193 192V193H194L195 191H193ZM259 190H261V189H259ZM11 191H12V189H11ZM11 191H10V192H11ZM148 191H149V190H148ZM150 191H151V189H150ZM154 191H155V190H154ZM164 191H163V192H164ZM169 191H168V194H169ZM196 191H197V190H196ZM262 191H263V190H262ZM10 192H9V193H10ZM22 192H24V191L22 190ZM31 192H32V191H31ZM151 192H152V191H151ZM163 192H162V193L159 192V194H161V195L164 196V193H163ZM189 192H188V193H189ZM237 192H238V193H237ZM253 192L255 193V191H253ZM4 193H6V191H5ZM32 193H33V192H32ZM38 193H39V191H38ZM38 193H37V194H38ZM51 193H52V192H51ZM67 193H66V194H67ZM137 193H138V192H137ZM142 193H143V192H142ZM142 193H141V196H142ZM197 193L199 194V191H198ZM197 193H195V195H194V196H195V199H196V202H198V203H196V206L200 205V204L202 203V201H204V200L199 201V200H201V199H198V196H199V195H196ZM22 194H23V193H22ZM77 194H78V193H77ZM144 194H145V193H144ZM152 194H153V195H152V196H153L152 199H154V195H155V194L158 195V194L156 193V191H155V193L152 192ZM247 194H246V197H248ZM249 194H248V195H249ZM252 194H253V193H252ZM252 194H251V197L254 196V194H253V195H252ZM262 194H264V192H262L261 195H262ZM12 195H13V194H12ZM23 195H24V194H23ZM64 195H65V194H64ZM146 195H147V194H146ZM174 195H173V196H174ZM192 195H193V194H192ZM220 195H219V196H220ZM238 195H239V197H240V194H238ZM261 195H260V196H261ZM3 196H6V195H3ZM3 196H2V197H3ZM8 196L11 197L10 194H8ZM24 196H25V195H24ZM78 196H79V195H78ZM144 196H145V195H144ZM169 196H170V195H169ZM196 196H197V197H196ZM228 196H227V197H228ZM242 196H243L244 199H245V196H244V195H242ZM249 196H250V195H249ZM256 196H257V195H255V196H254L255 198H252V199H254V200L256 199V200H257V197H258L259 195H258L257 197H256ZM260 196H259V197H260ZM165 197H167V196H165ZM227 197H225V200H226V201L228 200L229 203L226 202V201H224V198H223V203H224V202L227 203V204L224 203V205H228V204L233 205L234 199L237 197V198L235 199V201L239 202V204H238L239 207H238V205L236 204V202L234 203L233 207H234L235 204H236V206H237V210H239V211H242V210H243L242 212H244V208H242V207L240 208V205H242V204H240V201H241V203H242V200H243L242 197H241L242 200H239V199H238L239 197H238L237 195H236L235 198H233L234 196L231 197V198H233V199H231V200L233 201L232 203H230V202H231V201H230V198H227ZM251 197H250V198H251ZM3 198H4V197H3ZM19 198H20V197H19ZM39 198H40V197H39ZM42 198H43V197H41V199H42ZM167 198H168V197H167ZM199 198H200V197H199ZM202 198H203V197H202ZM214 198H215V199H214ZM263 198H264V197H263ZM263 198L261 197L260 199H262V200L264 201ZM0 199H1V198H0ZM5 199H6V197H5ZM41 199H38V200H39V203H40V200H41ZM51 199H53V198H51ZM144 199H148L147 196H146V198H144ZM155 199H156V198H155ZM168 199H171V197H169ZM219 199H221V197H220ZM219 199H218V200H219ZM237 199H238L239 201H238ZM252 199H250L252 202H250L248 198L246 199V200H248V201L243 200V203H244V201L247 202V203L249 202V203H248V206H246V207H245V205H247V203H246L245 205L243 204V207H245V210H246L247 207H249V205H250L251 203L253 204V208L251 207L252 205H250L251 208L249 207L250 212H251L252 209H256L255 206H254L255 203H253L254 200H252ZM258 199H259V198H258ZM6 200H7V199H6ZM16 200H17V199H16ZM21 200H22V199H21ZM148 200H150V198H149ZM181 200H183V198H182ZM212 200H213V201H212ZM221 200H222V199H221ZM221 200H220V201H221ZM256 200H255V201H256ZM2 201H3V200H2ZM4 201H5V200H4ZM4 201L1 202V206H0V226H3V228L7 227L9 230H10V229H11V230L13 229L14 231H16V233H19V231H22V230H23L22 227H23V228H24V227H27V226L25 225V221H24V220L22 219V217H20V216H19V217H15L14 215H12L13 213H11V211H10V205H8V203L10 204L11 201H10V202H8L9 200L6 201L7 204L4 203ZM12 201H13V200H12ZM42 201L44 202V199H43ZM42 201H41V202H42ZM144 201H145V200H144ZM153 201H154V200H153ZM169 201H170V200H169ZM179 201H180V199H179ZM185 201H186V200H185ZM185 201H184V202H185ZM211 201H212V202H211ZM220 201H216L215 204L218 203V202H220ZM20 202H21V201H20ZM23 202H25V201H23ZM35 202H36V201H35ZM57 202H58V201H57ZM166 202H167V201H166ZM171 202H173V200H172ZM174 202H177V203H178L177 200L174 201ZM181 202H183V201H181ZM257 202H259V200H257ZM257 202H256V203H257ZM25 203H26V202H25ZM32 203H34V202L32 201ZM52 203H53V202H52ZM61 203H62V202H61ZM150 203H151V202H150ZM154 203H155V202H154ZM160 203H161V202H160ZM167 203H168V202H167ZM18 204H19V202H18ZM37 204H38V203H36V206L39 207V205H37ZM40 204H41V203H40ZM44 204H45V203H44ZM53 204H54V203H53ZM55 204H56V203H55ZM155 204H158V203H155ZM155 204H154V205H155ZM163 204H164V203H163ZM184 204H186V203H184ZM208 204H209V203H208ZM215 204H214V205H215ZM221 204H222V203H220V205H221ZM41 205H42V204H41ZM170 205H171L170 209L172 210V212H175V215H176V213H177V214H178V213L181 214V213H182V209H184V207H186L187 204H186L185 206H183V207L180 206V205H183V203H182V204H178L180 207H179L178 205H176L175 203H170ZM212 205H213V204H212ZM212 205H211V206H212ZM214 205H213V206H214ZM224 205L222 204V206H223L222 208L225 209L226 206L224 207ZM231 205H230V206H231ZM7 206H9V208H8ZM13 206H15V204H14ZM46 206H47V205H46ZM52 206H53V205H52ZM52 206H51V207H52ZM151 206H152V205H151ZM167 206H168V205H166V207H167ZM200 206H201V205H200ZM208 206H210V205H208ZM211 206H210V207H211ZM216 206H218V205H215V207H216ZM259 206H260V205H259ZM168 207H169V206H168ZM201 207H202V206H201ZM210 207H208V208H210ZM215 207H211V210H209V211H213L212 209L214 208V209H215V213H216L217 210H216ZM228 207H229V205H228ZM228 207H226V209H227ZM23 208H24V207H23ZM25 208H26V207H25ZM32 208H34V207H31V210H32ZM46 208H47V207H46ZM58 208H59V206H58ZM156 208H157V206H156ZM234 208H235V207H234ZM259 208H260V207H259ZM263 208H264V207H263ZM28 209H29V208H28ZM35 209H36V208H35ZM37 209H39V208H37ZM37 209H36V210H37ZM50 209H52V208H50ZM50 209H48V210H50ZM55 209H56V210H55ZM148 209H149V208H148ZM201 209H202V208H201ZM201 209L199 208L198 211H201ZM224 209H223V210H224ZM257 209H258V208H257ZM6 210H7V211H6ZM12 210H13V208H12ZM15 210H17L16 207H15ZM39 210H40V209H39ZM44 210H46V209H44ZM75 210L81 211L82 213H80V214H79V213H75ZM231 210H232V209H231ZM231 210H230V207H229L228 211L231 212ZM233 210H234V209H233ZM262 210H263V209H262ZM262 210H261V211H262ZM9 211H10V213H9ZM34 211H35V210H32V211H31L32 214H33ZM46 211H47V210H46ZM183 211H184V210H183ZM221 211H222V209H221ZM221 211H220V212H221ZM235 211H236V209H235ZM235 211H234V212H235ZM239 211H236V212H239ZM252 211H253V210H252ZM13 212H14V210H13ZM31 212H30V213H31ZM35 212H36V211H35ZM35 212H34V213H35ZM223 212L225 213V212H227V210H226V211L224 210ZM230 212H227V213L230 214ZM245 212H246V214H247L248 211H245ZM245 212H244V213H245ZM250 212H249V213H250ZM45 213H46V212H45ZM47 213H49V212H47ZM163 213H164V212H163ZM217 213H219V211H217ZM227 213H225V214H227ZM239 213H240V212H239ZM251 213H252V212H251ZM259 213H260V212H259ZM84 214H83V216H84ZM171 214H172V213H171ZM222 214H223V213H222ZM222 214H221V215H222ZM235 214H236V213H235ZM240 214H241V213H240ZM255 214H256V213H255ZM24 215L27 216L26 213H25ZM34 215H36V213H35ZM37 215L39 216L38 213H37ZM85 215H86V214H85ZM217 215H218V214H217ZM231 215H232V213H231ZM241 215H242V214H241ZM247 215H248V214H247ZM247 215H246V216H247ZM29 216H30V214H29ZM32 216H33V215H32ZM38 216H37V217H38ZM52 216H53V215H52ZM54 216H56V215H54ZM59 216H57V218H58ZM64 216H66V215H64ZM173 216H174V215H173ZM242 216L245 217V215H242ZM248 216H250V215H248ZM27 217H28V216H27ZM62 217H63V216H62ZM86 217H87V216H86ZM163 217H164V216H163ZM170 217H171V216H170ZM175 217H177V215H176ZM178 217H179V214H178ZM229 217H230V216H229ZM32 218L34 219V217H32ZM39 218H43V216H42V217H39ZM45 218H46V216H45ZM50 218H51V217H50ZM66 218H67V217H66ZM82 218H83V217H82ZM90 218H91V217H90ZM168 218H169V217H168ZM223 218H224V216H223ZM232 218H233V216H232ZM236 218H237V217H236ZM248 218H249V217H248ZM251 218H252V216H251ZM28 219H29V218H27L26 220H28ZM46 219H47V218H46ZM51 219H52V218H51ZM62 219H63V218H62ZM62 219H61V222H62ZM70 219H68V220H70ZM80 219H81V218H80ZM92 219H93V217H92ZM92 219H91V220H92ZM148 219H149V218H148ZM226 219H227V216H226ZM241 219H242V218H241ZM244 219H245V218H244ZM42 220H43V219H42ZM42 220H41V221H42ZM57 220H58V219H57ZM57 220H54V219H53V220H51V221H53V223H54V221H57ZM63 220H64V219H63ZM68 220H67V221H68ZM93 220H94V219H93ZM93 220H92V222H93ZM150 220H151V218H150ZM161 220H162V219H161ZM176 220H177V219H176ZM228 220H229V219H228ZM246 220H247V219H245V221H246ZM28 221H29V222L31 221V224H32V219H31V220H28ZM43 221H44V220H43ZM64 221H65V220H64ZM162 221H163V220H162ZM167 221H168V220H167ZM169 221L172 222V220H169ZM223 221H224V220H223ZM225 221H226V220H225ZM238 221H239V220H238ZM245 221H244V224H243V225L248 226L249 228L252 227V223H254V222L251 223L250 220H247L246 222H245ZM35 222H36V221H35ZM151 222H152V221H151ZM151 222L149 221V222L147 223L149 226L146 225V227L148 228V230L146 231V233H147V234H150V235H148V236H151V235L153 234V233H152V234L150 233V232H152V230H151L152 228H151V227H152V225H153V224H151ZM171 222H170V223H171ZM226 222H227V221H226ZM228 222H229V221H228ZM235 222H236V221H235ZM15 223H16V224H19V226H21V228H20L19 226L16 227L17 225H15ZM26 223H28V222L26 221ZM43 223H44V222H43ZM59 223H60V222H59ZM64 223H65V222H64ZM66 223H67V222H66ZM149 223H150V224H149ZM153 223H154V222H153ZM161 223H162V222H161ZM165 223H166V222H165ZM170 223H169V224H170ZM233 223H234V222H233ZM242 223H243V222H242ZM28 224H29V223H28ZM31 224H30V225H31ZM51 224H52V223H51ZM62 224H63V223H62ZM71 224H72V223H71ZM74 224H75V223H74ZM83 224H84V222H83ZM95 224H96V223H95ZM169 224H168L169 228L167 229V232H166V231H165V232L162 231V232H163V233H162V236H163L164 233H165V235L168 233V234H170V236H171V234H172V236H173V238L171 237L172 239H168V238H167V239H162V238H164V236H163L162 238H160L161 240H158V241H157V239H156L157 236H156V238H155L156 240H154V239L149 240V239H148V240H145V241H144V240L140 241V240H138V238L136 239L139 243L144 242V244L146 245V247H148V248H147V254H146L145 257H141V256L139 255L140 252L136 251L137 248H138L137 246H136L135 248L129 249L127 252H128L129 257H130L131 264H179V262H180V261L182 260V258H183V257H182V255H183V251H182V249H180V241H179L175 236H176L177 233H179V232H177L176 229H178V226H180V225H178V224L175 223V225L172 226V224H174V223L172 222V223L170 224V225L172 226V227H171ZM218 224H219V223H218ZM218 224H217V225H218ZM220 224H221V223H220ZM263 224H264V220L262 221V226H263ZM36 225H37V224H36ZM43 225H44V224H43ZM49 225H50V224H49ZM52 225H53V226H54V225H57V222H56V224L54 223V224H52ZM63 225H64V224H63ZM79 225H80V224H79ZM96 225H97V224H96ZM96 225H94V226L97 227ZM163 225H164V224H163ZM166 225H167V224H166ZM166 225H165V226H166ZM184 225H186V224H184ZM225 225H226V224H225ZM227 225H228V224H227ZM227 225H226V226H227ZM14 226H15V228H17V230H19V231H17V230L14 228ZM33 226H34V225L32 224L31 227L33 228ZM73 226H74V225H73ZM77 226H78V225H77ZM81 226H82V225H81ZM98 226H99V225H98ZM135 226H138V225H135ZM188 226H189V225H187V228H188ZM219 226H220V225H219ZM235 226H238V225L235 224ZM235 226H234V227H235ZM54 227H55V226H54ZM58 227H59V226H58ZM67 227H68V225H67ZM79 227H80V226H79ZM101 227H103V226L101 225ZM195 227H196V226L191 227V228H195ZM224 227H225V226H224ZM234 227H233V228H234ZM240 227H241V226H240ZM0 228H1V227H0ZM7 228H6V229H7ZM28 228H29V227H28ZM40 228H41V227H40ZM50 228H51V227H50ZM77 228H78V227H77ZM134 228H137V227H134ZM162 228H163V227H162ZM181 228H182V227H181ZM181 228L179 227L178 231L181 230ZM219 228H220V227H219ZM236 228H237V227H236ZM253 228H254V227H253ZM1 229H2V228H1ZM1 229H0V230H1ZM6 229H4V230H5V232L7 233ZM25 229H27V228H24V230H25ZM34 229H35V228H34ZM80 229H82V228H80ZM83 229H84V228H83ZM145 229H146V228H145ZM164 229H166V228H164ZM185 229H186V226H185L184 230H185ZM221 229H223V228H221ZM260 229H261V228H260ZM2 230H3V229H2ZM2 230H1V231H2ZM11 230H10L9 232L12 233L13 230H12V231H11ZM32 230H33V229H32ZM37 230H39V229H37ZM37 230H36V231H37ZM41 230H42V229H41ZM61 230H62V229H61ZM137 230H138V229H137ZM160 230H162V229H160ZM228 230H229V228H228ZM1 231H0V232H1ZM14 231H13V232H14ZM39 231H40V230H39ZM39 231H38V235H39V233H41V231H40V232H39ZM78 231H80V230L78 229ZM134 231L136 232V230H134ZM153 231H154V230H153ZM186 231H187V230H186ZM221 231H222V230H221ZM261 231H262V230H261ZM3 232H4V231H3ZM9 232H8V233H9ZM22 232L25 233V232H27V231L25 230V232H24V231H22ZM22 232H20V234H22ZM30 232H31V234L28 232V233H29L28 235L33 236V235H32L33 232H32V231H30ZM34 232H35V231H34ZM47 232H48V231H47ZM47 232H46V233H47ZM50 232H51V231H50ZM50 232H48V234H49ZM181 232H182V231H181ZM181 232H180V233H181ZM188 232H189V231H188ZM230 232H231V230H230ZM232 232H233V231H232ZM235 232H236V231H235ZM16 233L14 232L13 234L15 235ZM36 233H37V232H36ZM36 233H33V234H36ZM42 233H43V231H42ZM84 233H85V232H84ZM133 233H134V232H133ZM156 233H157V232H156ZM156 233L154 232L155 235H156ZM160 233H161V232H160ZM180 233H179V235H181ZM189 233H191V232H189ZM223 233H224V232H223ZM13 234H10V233H9V235H13ZM20 234H19V235H20ZM26 234H27V233H25V236H27ZM50 234H51V233H50ZM50 234H49L48 236H52V235H50ZM79 234H80V236L82 235L81 232H80ZM147 234H146V235H147ZM154 234H153L152 236H154ZM168 234H167V235H168ZM183 234H184V233H183ZM261 234H262V233H261ZM2 235H3V234H2ZM16 235H17V234H16ZM22 235H24V234H22ZM22 235H20V236H22ZM43 235H47V234H45V232H44V234H42V236H43ZM58 235H59V234H58ZM158 235H159V234H158ZM160 235H161V234H160ZM189 235H190V234H189ZM3 236H6V235L4 234ZM35 236H36V235H35ZM134 236H135V235H134ZM152 236H151V237H152ZM177 236H178V235H177ZM185 236H186V235H185ZM220 236H221V235H220ZM9 237H10V236H9ZM27 237H28V236H27ZM40 237H41V236H40ZM43 237H47V236H43ZM53 237H54V235H53ZM53 237H51V239H53ZM55 237H56V235H55ZM82 237H83L84 239H89V236H87V233L84 234V236H82ZM91 237H92V236H91ZM154 237H155V236H154ZM159 237H161V236H158V238H159ZM168 237H169V236H168ZM263 237H264V236H263ZM263 237H262V238H263ZM2 238H3V237H2ZM2 238H1V234H0V239H1L0 241L3 240ZM4 238H5V237H4ZM6 238H8V237H6ZM6 238H5V239H6ZM11 238H12V237H10L9 240H11ZM17 238H18V237H17ZM22 238H23V237H22ZM30 238H31V237H30ZM35 238H36V237H35ZM47 238H49V237H47ZM57 238H58V237H57ZM181 238H182V237H181ZM188 238H189V237H188ZM39 239H40V238H39ZM42 239H43V238H42ZM45 239H46V238H44V242H48V241H46V240H48V239H46V240H45ZM49 239H50V238H49ZM133 239H134V238H133ZM184 239H185V238H183V240H184ZM195 239H196V238H195ZM251 239H252V238H251ZM256 239H258V238H256ZM37 240H38V239H37ZM40 240H41V239H40ZM183 240H182V241H183ZM4 241H6V240H4ZM7 241H8V239H7ZM26 241H28V240H26ZM33 241H34V240H33ZM42 241H43V240H42ZM134 241H135V239L133 240V244H135ZM159 241H161V242L159 243ZM198 241L200 242V240H198ZM252 241H255V240H252ZM2 242H3V241H2ZM52 242H54V241H51V243H52ZM56 242H57V241H56ZM193 242L195 243L194 238H193ZM225 242H226V241H225ZM10 243H12V242L9 241V244H10ZM151 243H152V244L154 243V244L157 245L155 249H154V248H151V247L149 246V244L151 245ZM158 243H159V244H158ZM194 243H193L192 245H195ZM3 244H4V243H3ZM6 244H8V242H7ZM197 244H198V243H197ZM0 245L2 246L1 248H3V247L5 248V245L3 246L1 243H0ZM10 245H11V247H12L13 244H10ZM136 245H138V244H136ZM145 245H144V246H145ZM147 245H148V246H147ZM251 245H252V244H251ZM256 245H257V244H256ZM262 245H263V244H262ZM141 246H142V245H141ZM151 246H154V245H151ZM196 246H197V245H196ZM198 246H199V244H198ZM253 246H254V245H253ZM6 247H7V246H6ZM9 247H10V246H9ZM15 247H16V246H15ZM51 247H52V245H51ZM139 247H140V246H139ZM154 247H155V246H154ZM260 247H261V246H260ZM4 248H3V250H4ZM17 248H18V247H17ZM262 248H263V247H262ZM8 249H9V248H8ZM8 249H7V255H8V253H9V252H8ZM10 249H12V248H10ZM19 249H20V248H19ZM26 249H27V248H25L24 251L27 252V250H28L29 253L34 254L33 251L30 252V249H31V248H29V249H27V250H26ZM183 249H184V248H183ZM3 250H2V251H3ZM5 250H6V249H5ZM32 250H33V249H32ZM190 250H192V249L190 248ZM22 251H23V249H22ZM254 251H255V250H254ZM5 252H6V251H5ZM10 252H11V250H10ZM20 252H21V251H20ZM192 252H193V251H192ZM255 252H256V251H255ZM11 253H12V252H11ZM22 253H23V252L20 253V256H21ZM36 253H37V252H36ZM138 253H139V254H138ZM215 253H216V252H215ZM2 254H3V253H2ZM14 254H15V253H14ZM24 254H28V253H24ZM24 254H23V255H24ZM210 254H211V253H210ZM216 254H217V253H216ZM23 255H22V257L26 258V255H25V256H23ZM192 255L195 256V255H196V252H195V254H192ZM9 256H10V255H9ZM28 256H30V255L28 254L27 257H28ZM209 256H210V255H209ZM211 256H212V255H211ZM217 256H218V255H217ZM217 256H215V257H216L215 261H218V260H219V259L217 260V258H218ZM261 256H262V255H261ZM261 256H260V257H261ZM12 257H13V256H12ZM12 257H10V258H12ZM30 257H32V255H31ZM189 257H190V256H189ZM191 257H192V256H191ZM195 257H196V256H195ZM64 258H65V259H68V261H70V262L76 259V257H72V255H70V254H69L68 256L64 257ZM193 258H194V257H193ZM19 259H20V258H19ZM21 259H23V258H21ZM31 259L33 260V257H32ZM38 259H39V258H38ZM41 259H42V257H41ZM77 259H78V258H77ZM80 259H81V258H80ZM212 259H213V258H212ZM25 260H28V259H25ZM78 260H79V259H78ZM82 260H83V259H82ZM82 260H81V262H82ZM220 260H221V259H220ZM66 261H67V260H66ZM75 261H76V260H75ZM79 261H80V260H79ZM113 261H115V260L113 259ZM182 261H183V260H182ZM186 261H187V260H186ZM83 262H84V260H83ZM76 263H77V262H76ZM73 264H74V263H73ZM79 264H80V263H79ZM85 264H90V262L87 261V263H85ZM95 264H96V263H95ZM97 264H102V263H101V262H98ZM113 264H114V262H113ZM247 264H248V263H247Z\"/></svg>", "mask_w": 264, "mask_h": 264}, {"label": "crops", "instance_id": "0c3cea01", "mask_svg": "<svg viewBox=\"0 0 264 264\" xmlns=\"http://www.w3.org/2000/svg\"><path fill=\"white\" fill-rule=\"evenodd\" d=\"M185 264H189V263L186 262Z\"/></svg>", "mask_w": 264, "mask_h": 264}]
</instances>
